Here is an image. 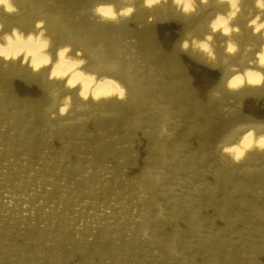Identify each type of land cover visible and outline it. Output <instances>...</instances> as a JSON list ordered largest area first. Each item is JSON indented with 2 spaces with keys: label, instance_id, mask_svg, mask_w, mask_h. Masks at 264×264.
I'll list each match as a JSON object with an SVG mask.
<instances>
[{
  "label": "rangeland",
  "instance_id": "obj_1",
  "mask_svg": "<svg viewBox=\"0 0 264 264\" xmlns=\"http://www.w3.org/2000/svg\"><path fill=\"white\" fill-rule=\"evenodd\" d=\"M14 78V77H13ZM12 78V79H13ZM11 79V80H12ZM158 79L154 76L149 77L148 81H155ZM141 87L143 89L142 97L139 98V104H131L130 108L127 109L126 112H122L121 115H117V112L113 113L111 116L109 113H104L103 115L98 116L97 110L93 111L90 115H86L87 117L80 118H68L64 119L63 125H55L48 121L46 117L42 114V112H34L28 111L27 109L19 107L17 104L10 105L6 102V97L1 96L0 90V127L4 130L1 132L0 129V264H264V159H261L257 162H251L247 167V170H243L241 168L234 169L233 166L225 160L214 159L218 157L216 154V148L212 145H206V135H203V132H207L212 127L211 124L202 125L199 120L198 110L196 108L188 107L181 99V92L179 87L177 86V82H140ZM153 87H151V86ZM174 85V86H173ZM145 86V88H143ZM149 87V88H148ZM158 88V89H157ZM1 89V88H0ZM146 89H149V93H145ZM161 89V90H160ZM168 89V90H167ZM155 90V91H154ZM4 91V90H3ZM179 91V93H178ZM158 93V94H157ZM178 93V94H177ZM153 94V95H152ZM163 94V95H162ZM168 94V95H167ZM148 95V97H147ZM159 95V96H158ZM178 95V96H177ZM152 96V97H151ZM3 97V99H2ZM179 97V98H178ZM145 100H143V99ZM147 98V99H146ZM162 98V99H161ZM176 98V99H175ZM159 99V100H158ZM178 99V100H177ZM143 100V102H142ZM151 102H150V101ZM158 100V102H157ZM172 100V101H171ZM177 100V101H176ZM146 101V102H145ZM149 101V102H148ZM169 101V102H167ZM179 101V103H178ZM166 102V103H165ZM183 102V103H182ZM8 103V104H7ZM2 104H4L2 106ZM141 104V105H140ZM155 104V105H154ZM159 104V105H158ZM165 104V105H164ZM16 105V106H15ZM164 105V106H163ZM186 105V106H185ZM5 106V107H4ZM137 106V107H135ZM144 106V107H143ZM148 106V107H147ZM158 106V108H157ZM170 106V107H169ZM17 107V108H16ZM161 107V108H160ZM7 108V110H6ZM20 108V109H19ZM169 108V109H168ZM142 109V111H140ZM153 109V110H152ZM156 109V110H155ZM165 109H168L167 111ZM5 110V111H4ZM12 110H15L12 112ZM184 110V111H183ZM4 111V112H3ZM7 111V112H6ZM10 111V112H9ZM133 111V112H132ZM149 111V112H148ZM153 111V113H152ZM158 111V112H157ZM171 111V113L169 112ZM3 112V113H2ZM12 112V113H11ZM151 112V113H150ZM155 112V113H154ZM157 112V114H156ZM160 112V113H159ZM162 112V113H161ZM165 112V113H164ZM180 112V113H179ZM2 113V114H1ZM24 113V115H23ZM30 113V114H29ZM37 113V114H35ZM95 113L96 115H92ZM127 113V114H126ZM169 113V114H167ZM32 114V115H31ZM42 115L39 117V115ZM126 114V115H125ZM131 114V115H130ZM139 114V115H138ZM146 116H145V115ZM165 116H164V115ZM188 114V115H187ZM16 115V116H15ZM37 115V116H36ZM124 115V116H123ZM148 115V116H147ZM153 115V117H152ZM179 115V116H177ZM4 116V118H2ZM8 116V117H7ZM10 116V117H9ZM18 116V117H17ZM23 118L21 119V117ZM26 116V117H25ZM104 116V117H103ZM130 116V117H129ZM136 118H135V117ZM141 116V118H140ZM160 116V117H159ZM175 116V117H173ZM12 117V118H11ZM15 117V118H14ZM37 117V118H34ZM39 117V118H38ZM46 119H43V118ZM139 117V118H137ZM151 117V118H150ZM185 117V118H184ZM192 117V118H191ZM11 118V120H10ZM18 118V119H16ZM29 118V119H28ZM34 118V119H32ZM86 118V119H85ZM92 118V119H90ZM102 118V119H100ZM123 118V119H122ZM156 118V119H155ZM159 118V119H158ZM173 118V119H172ZM182 118V119H181ZM184 118V120H183ZM188 118V119H187ZM9 119V120H8ZM25 119V120H24ZM41 119V122L40 120ZM76 119V121H74ZM97 119V120H96ZM128 119V121H127ZM166 119V120H165ZM171 119V120H170ZM7 120V121H5ZM15 120V121H14ZM33 120V121H31ZM49 122V124L46 122ZM71 120V121H70ZM89 120V121H88ZM95 122H94V121ZM145 120V121H144ZM151 120V122L149 121ZM176 120V121H175ZM199 120V121H197ZM24 121V123H23ZM27 121V122H26ZM37 121V122H35ZM38 121L40 123L37 125ZM143 121V122H142ZM154 121V123H153ZM158 121L157 123H155ZM170 121V122H169ZM180 121V122H178ZM186 121V122H185ZM195 121V122H193ZM7 122V123H6ZM25 122L28 124L25 125ZM29 122V123H28ZM72 122V123H71ZM77 122V123H76ZM107 122V123H105ZM114 122V123H113ZM127 122V123H126ZM169 122V123H168ZM178 122V123H177ZM5 126H4V124ZM9 123L13 125H9ZM17 123V125H16ZM74 123V125H73ZM116 123V124H115ZM149 123V124H148ZM156 125H153V124ZM163 125H162V124ZM171 123V124H170ZM175 123V124H174ZM33 124V127H32ZM67 124V125H66ZM70 124V125H68ZM99 124V125H98ZM105 124V125H104ZM152 124V125H151ZM158 124V125H157ZM161 124V125H160ZM201 124V125H200ZM2 125V126H1ZM7 125V126H6ZM21 125V126H20ZM23 125V126H22ZM37 125V126H36ZM110 125V126H109ZM124 125V127H122ZM126 125V126H125ZM135 125V126H134ZM140 125V126H139ZM149 125V126H148ZM160 125V126H159ZM171 125V126H170ZM181 125V126H180ZM208 125V126H207ZM17 128H16V127ZM29 128H28V127ZM31 126V127H30ZM38 128H36V127ZM42 128H41V127ZM47 126V128H45ZM81 126V127H79ZM98 126L100 129H98ZM107 126V127H106ZM154 126V128H153ZM165 126V129H164ZM167 126V127H166ZM175 126V127H174ZM183 126V127H182ZM21 127V129H20ZM28 129H27V128ZM78 127V128H77ZM87 127V128H86ZM132 127V128H131ZM156 127V128H155ZM163 127V128H162ZM181 127V130H180ZM196 127V128H194ZM201 127V128H200ZM14 128V129H13ZM25 128V129H24ZM45 128V129H43ZM76 128V129H75ZM109 128V129H107ZM112 128V129H111ZM139 128V130L137 129ZM162 128V129H161ZM208 128V129H207ZM17 129V130H15ZM19 129V130H18ZM26 131H23V130ZM29 129H34L29 130ZM36 129V132H35ZM42 130L43 136L46 137V140L42 138V134L40 130ZM48 129V130H47ZM53 129V130H50ZM65 129V130H64ZM104 129V130H103ZM111 129V130H110ZM118 129V130H116ZM137 129V130H136ZM143 129V130H142ZM154 129V130H153ZM188 129V130H187ZM192 129V130H191ZM204 129V130H202ZM207 129V130H206ZM2 130V131H3ZM7 130V131H6ZM10 130V131H9ZM22 130V132H21ZM45 130L47 132H45ZM59 130V132L57 131ZM62 130V134L60 133ZM93 130V131H92ZM124 130V131H123ZM151 130V131H150ZM156 130V131H155ZM159 132H158V131ZM169 130V131H168ZM185 130V131H184ZM194 130V131H193ZM10 133H9V132ZM13 131V132H12ZM19 131V132H18ZM28 131V133H27ZM31 131V132H30ZM38 131V132H37ZM64 131V132H63ZM81 131V133L79 132ZM92 131V133H90ZM101 131V132H100ZM105 131V132H104ZM108 131V132H107ZM114 131V132H113ZM128 131V132H127ZM167 131V132H166ZM177 131V132H176ZM8 132V133H7ZM117 132V133H116ZM146 132V133H145ZM185 132V133H183ZM191 132V133H190ZM6 133V135H5ZM12 133V134H11ZM23 135H21V134ZM30 133V134H29ZM36 133V134H35ZM49 133V134H48ZM52 133V134H51ZM61 134L60 136L58 134ZM69 133V134H68ZM73 133V134H72ZM76 133V134H75ZM85 133V134H82ZM95 135H94V134ZM120 133V134H119ZM144 133V134H143ZM173 133V134H171ZM174 133L176 135H174ZM183 133V134H182ZM198 133V134H197ZM17 134V135H16ZM29 134V135H28ZM56 134V135H55ZM81 134V135H80ZM91 134V135H90ZM127 134V135H126ZM133 134V137H132ZM137 134V135H136ZM153 134V135H151ZM169 134V135H167ZM187 134V135H186ZM4 135V136H3ZM12 135V137H11ZM20 135V136H18ZM33 135L34 138L30 137ZM37 135V137H36ZM55 135V136H54ZM73 137H72V136ZM83 135H87L83 137ZM90 135V136H89ZM94 135V136H93ZM125 135V136H124ZM164 135V136H163ZM16 136V137H15ZM24 138H23V137ZM27 136V137H25ZM54 136V138H53ZM65 136L66 139H65ZM78 138H77V137ZM82 136V137H81ZM93 136V138H91ZM98 136V138H97ZM111 136V138H110ZM115 136V137H114ZM120 136V137H119ZM123 136V137H121ZM149 136H151L149 138ZM156 136L155 138H153ZM163 136L164 138L160 139ZM171 136V138H169ZM195 136V137H194ZM205 136V137H204ZM36 137V138H35ZM49 137V138H47ZM71 137V138H70ZM76 137L75 139H73ZM89 137V138H88ZM108 137V138H107ZM130 137V138H129ZM141 137V138H140ZM159 137V138H158ZM177 137V138H176ZM181 137V139H180ZM189 137V138H188ZM11 138V139H10ZM15 138V139H14ZM23 138V140H22ZM61 138L60 140H58ZM82 138V139H80ZM85 138V140H84ZM95 138V139H94ZM103 138V139H102ZM105 138V139H104ZM110 138V139H109ZM145 138V139H144ZM148 138V139H147ZM174 138V140H173ZM5 139V140H3ZM16 139H18L16 141ZM29 139V141H28ZM34 139V141H33ZM44 139V140H42ZM55 139V141H54ZM64 139V140H62ZM69 139V140H68ZM79 139L81 141H79ZM95 141V143L92 141ZM100 139V142L98 141ZM108 139V140H107ZM113 139V141H112ZM116 139V140H115ZM120 139V140H119ZM122 139V140H121ZM128 139V140H127ZM133 139V140H132ZM171 141H168V140ZM178 139H180L178 141ZM183 139V140H182ZM188 139V140H187ZM195 139V141H194ZM25 140V141H24ZM36 140V142H35ZM43 143H41L40 141ZM49 140V141H47ZM53 140V141H52ZM124 140V141H123ZM130 140V142H128ZM206 140V141H205ZM8 141V143H7ZM14 141V142H13ZM39 143H38V142ZM44 141V142H43ZM64 141V142H62ZM68 141V142H67ZM136 141H138L136 143ZM148 141V143H146ZM182 141V142H181ZM29 142V143H28ZM47 142V143H46ZM50 142V143H49ZM60 142V143H59ZM78 142V143H76ZM91 142V143H90ZM97 142V143H96ZM100 144H99V143ZM127 142V143H126ZM135 142V143H134ZM166 142V143H165ZM176 142V143H175ZM178 142V144H177ZM11 143V144H10ZM16 143V144H14ZM22 143V145L20 144ZM28 143V144H27ZM32 143V144H31ZM37 144V147L36 144ZM68 143V144H67ZM104 143V144H102ZM108 143V144H107ZM113 145H111V144ZM116 143V144H115ZM120 146H119V144ZM123 143V145H122ZM129 143V144H128ZM146 143V144H145ZM195 143V144H194ZM9 144V145H8ZM25 146H24V145ZM43 145V146H39ZM50 144V145H49ZM56 144V145H55ZM65 147H64V145ZM75 144V145H73ZM82 144L84 146H82ZM94 144V145H92ZM98 144V145H97ZM107 144V145H106ZM125 144V145H124ZM162 144V145H160ZM200 144V145H199ZM12 145V146H11ZM31 145V146H30ZM33 145V146H32ZM35 145V146H34ZM63 145V146H60ZM79 145V146H78ZM97 145V146H96ZM108 148H104V146ZM116 147H115V146ZM128 145V146H127ZM132 145V146H131ZM147 145V146H146ZM149 145V146H148ZM165 147H164V146ZM174 145V146H173ZM181 145V146H179ZM188 145V146H187ZM202 145V146H201ZM4 146V147H3ZM7 149H5L6 147ZM16 146V147H15ZM23 146V147H22ZM29 146V148H28ZM54 146V147H51ZM58 146V148H56ZM68 148L66 149V147ZM77 146V147H76ZM87 146V147H86ZM91 146V147H90ZM94 146V147H92ZM110 146V147H109ZM119 146V147H118ZM136 146V147H134ZM151 146V147H150ZM159 146H162V150H157ZM190 146V147H189ZM197 146V147H196ZM14 147V148H13ZM27 147V148H26ZM39 147L41 149H39ZM74 152H72L73 148ZM114 147V148H113ZM128 147V148H127ZM171 147V148H170ZM3 148V150H2ZM12 148V149H11ZM25 148V149H24ZM47 148V151L46 149ZM50 148V149H49ZM60 148V150H59ZM71 148V151H70ZM80 148V149H79ZM85 148V150L83 149ZM90 149V151L88 150ZM104 148V149H103ZM125 148V149H124ZM132 148V149H131ZM167 148V149H166ZM178 148V149H177ZM181 148V149H180ZM202 148V149H201ZM16 149V150H15ZM20 152H18L19 150ZM31 149V150H30ZM34 149V151H33ZM39 149V150H38ZM44 149V150H43ZM58 149V150H57ZM114 150L115 152L111 151ZM143 149V151L141 150ZM149 149V150H148ZM170 149V151H169ZM195 151H194V150ZM17 152H12V151ZM38 150V151H37ZM57 150V151H56ZM62 150V151H61ZM64 150V151H63ZM88 150V151H87ZM97 150V151H96ZM102 150V151H101ZM120 150V151H119ZM137 150V151H136ZM176 150V151H175ZM206 150V151H205ZM6 153H10L9 157ZM22 151V152H21ZM37 151V152H35ZM61 151V152H60ZM67 151V152H65ZM70 151V152H69ZM76 151V152H75ZM86 151V152H85ZM106 153H105V152ZM118 151V152H117ZM148 151V152H147ZM163 151V152H162ZM167 151V152H166ZM186 151V152H184ZM191 151V153H190ZM200 151V152H199ZM2 152V153H1ZM41 152V153H40ZM49 152V154H48ZM57 152V153H56ZM69 152V154H68ZM79 152V153H78ZM100 152V153H99ZM104 152V153H103ZM109 152V153H108ZM112 152V154H111ZM126 152V154H125ZM193 152V153H192ZM195 152V153H194ZM14 153V154H13ZM31 153V154H30ZM55 153V154H54ZM89 153V155H88ZM99 153V154H97ZM123 153V154H121ZM137 153V154H136ZM143 153V154H142ZM164 153V154H163ZM172 153V154H171ZM189 153V154H187ZM197 153V154H196ZM21 158H19V155ZM22 154L24 156H22ZM33 154V155H32ZM42 156H41V155ZM57 154V155H56ZM75 154V155H74ZM80 155V157H78ZM87 154V157H86ZM115 154V155H114ZM185 154V155H184ZM192 154V155H191ZM202 154V155H201ZM213 154V155H212ZM3 155V157H2ZM18 157H16V156ZM27 155V156H26ZM32 155V156H31ZM45 155V157H44ZM48 155V156H47ZM62 155V156H60ZM65 157L63 158V156ZM67 155V156H66ZM95 155V156H93ZM119 155V156H118ZM130 155V158H129ZM145 155V156H144ZM200 155V156H199ZM47 156V157H46ZM51 156V157H50ZM69 156V157H68ZM76 156V157H74ZM100 156V157H99ZM109 156V157H108ZM132 156V157H131ZM136 156V157H135ZM140 156V157H139ZM159 156V157H157ZM164 156V157H163ZM176 156V157H175ZM188 156V157H187ZM190 156V158H189ZM12 157V158H11ZM40 157V160H39ZM49 157V158H48ZM57 159H56V158ZM60 157V158H58ZM62 157V158H61ZM72 157V158H71ZM91 157V158H90ZM105 157V158H103ZM108 157V158H107ZM115 159H114V158ZM120 157V158H118ZM189 160H186L185 158ZM5 158V159H4ZM8 158V159H7ZM10 158V159H9ZM23 158V160H22ZM25 158V159H24ZM52 161L50 163V161ZM52 158V159H51ZM70 158V159H69ZM122 158V159H121ZM134 158V159H133ZM157 158V159H155ZM193 158V159H192ZM203 158V159H201ZM261 158H264L261 157ZM3 159V160H2ZM13 159V162H12ZM15 159L17 162H15ZM21 160V164L18 162ZM37 159V160H36ZM45 159V161H44ZM56 163H55V160ZM79 161H78V160ZM83 159V160H80ZM85 159V161H84ZM88 159V160H87ZM101 159V160H100ZM108 159V160H107ZM117 159V160H116ZM133 159V160H132ZM155 159V160H154ZM175 159V160H174ZM184 159V160H183ZM205 159V160H204ZM213 159V160H212ZM2 160V161H1ZM42 161L39 162V161ZM64 160V161H63ZM67 160V162H65ZM99 162H98V161ZM120 160V161H119ZM123 160V161H121ZM137 160V161H136ZM146 160V161H145ZM178 160V161H177ZM193 160V161H192ZM202 164L200 163V161ZM30 161V162H26ZM48 161V162H47ZM54 161V162H53ZM60 161V162H58ZM90 162V164L88 163ZM96 161V162H95ZM115 161V162H112ZM117 161V162H116ZM144 161V162H143ZM166 161V162H165ZM174 161V162H172ZM196 161H198L196 164ZM213 161V162H212ZM47 162V163H46ZM75 162V163H74ZM79 162V163H78ZM87 164L85 165L84 164ZM94 162V163H93ZM104 162V163H103ZM106 162V163H105ZM129 162V163H128ZM151 162V163H150ZM188 162V164L186 163ZM191 162V163H190ZM222 162V163H221ZM13 163V164H12ZM25 163V164H24ZM35 163V165H34ZM58 163V164H57ZM68 163V164H67ZM115 163V164H113ZM128 163V165H127ZM132 163V165H131ZM134 163V164H133ZM164 163V164H163ZM176 163V164H175ZM184 163V164H183ZM193 163V164H192ZM211 163V165H210ZM31 164V165H29ZM44 164V166H43ZM65 164V165H64ZM74 167H73V165ZM82 164V165H81ZM84 164V165H83ZM100 164V165H99ZM105 164V165H104ZM112 164V165H111ZM130 164V165H129ZM137 164V165H136ZM140 164V165H139ZM163 164V165H162ZM175 164V165H174ZM179 164V166H178ZM192 166H190V165ZM229 164V165H227ZM6 165V166H5ZM7 165L10 167L7 168ZM14 165V166H13ZM27 165V166H26ZM37 165V166H36ZM42 165V166H41ZM70 165V167H69ZM79 165V166H78ZM118 168H117V166ZM125 167H124V166ZM134 165V166H133ZM145 165V166H144ZM150 167H148V166ZM167 165V166H166ZM182 165V166H181ZM187 165V166H186ZM196 165V166H195ZM256 165V166H255ZM23 166V167H22ZM36 166V167H34ZM40 168H39V167ZM57 166V167H56ZM59 166V167H58ZM63 166V167H61ZM86 166V168L84 167ZM99 166V167H98ZM109 166V167H108ZM112 171H108L107 169ZM127 166V168H126ZM133 166V167H132ZM147 166V167H146ZM155 166V167H154ZM175 166V169H174ZM216 166V167H214ZM222 166H224L222 168ZM5 167V168H4ZM18 167L20 169H18ZM28 167V168H27ZM38 167V169H37ZM43 167V168H42ZM97 167V168H96ZM104 167V169H102ZM116 169H115V168ZM122 167V169H121ZM130 167V168H129ZM140 167V168H139ZM152 167V168H151ZM190 167V168H189ZM192 167V168H191ZM254 167V168H253ZM4 168V169H3ZM14 170H13V169ZM24 168V169H23ZM32 168V169H31ZM35 168L37 171H34ZM55 168V169H54ZM60 168V169H59ZM65 168V169H64ZM67 168V169H66ZM77 168V169H76ZM99 168V169H98ZM106 168V169H105ZM120 168V169H119ZM143 168V169H142ZM148 168V169H147ZM161 168V169H160ZM189 168V170H188ZM12 169V171H11ZM26 169V170H25ZM44 169V170H41ZM54 169V170H53ZM58 169V172L57 170ZM64 169V170H63ZM81 169V170H80ZM90 169V171H89ZM114 169V170H113ZM132 169V170H131ZM145 169V171H143ZM164 169V170H163ZM190 169L192 171H190ZM215 169V170H214ZM217 169V170H216ZM254 169V170H253ZM4 170H7L6 172ZM10 170V171H9ZM33 170V171H32ZM41 170V171H39ZM92 170V171H91ZM100 170V172H99ZM127 170V171H126ZM150 170V171H149ZM159 170V171H158ZM163 170V171H161ZM175 170V171H174ZM195 170V171H194ZM206 170V171H205ZM228 170V171H227ZM243 170V171H242ZM15 171V172H14ZM19 171V172H18ZM24 171V172H23ZM29 171L31 173H29ZM43 171V174H42ZM56 171V172H55ZM62 171V172H61ZM71 171V173H70ZM97 171V172H96ZM116 171V173L114 172ZM125 171V172H124ZM129 171V172H128ZM140 173H139V172ZM143 171V172H142ZM175 172L173 174V172ZM181 171V172H180ZM185 171V172H184ZM208 171V173H207ZM238 171V172H237ZM263 171V172H262ZM34 172V173H33ZM54 172V173H53ZM65 172V173H64ZM76 172V173H75ZM81 172V173H80ZM84 172V174H83ZM87 172V174H86ZM96 172V174H95ZM104 172V173H102ZM138 174H137V173ZM205 172V173H203ZM217 172V173H216ZM220 172V173H219ZM247 172V173H246ZM29 173V174H28ZM33 173V175H32ZM59 175H58V174ZM70 173V174H69ZM92 173V174H91ZM101 173V174H100ZM111 173V175L109 174ZM179 173V174H178ZM196 173V174H195ZM215 173V174H214ZM225 173V175H224ZM231 173V174H230ZM239 173V174H238ZM246 173V174H245ZM12 174V175H11ZM22 174V176H21ZM35 174V177H34ZM40 174V176H38ZM45 174V175H44ZM61 174V175H60ZM65 174V175H64ZM69 174V175H68ZM73 174V175H72ZM75 174V175H74ZM100 174V175H99ZM108 174V175H107ZM118 174V175H116ZM122 174V175H121ZM125 176H124V175ZM143 176H146L143 178ZM151 174V175H150ZM162 177H161V175ZM186 174V175H185ZM191 174V175H190ZM250 174V175H249ZM260 174V175H259ZM10 175V176H9ZM14 175V177H12ZM18 175V176H17ZM24 175V176H23ZM28 175V176H27ZM43 175V176H42ZM72 175V176H71ZM83 175V176H82ZM85 175V176H84ZM126 175H128L126 177ZM141 175V176H140ZM155 175L156 179H155ZM159 175V176H158ZM167 175V176H166ZM210 175V176H209ZM213 175V176H211ZM218 175V176H217ZM222 177H221V176ZM234 175V176H233ZM246 175V176H244ZM9 176V177H7ZM48 178H45V177ZM63 176V177H62ZM68 176V177H67ZM75 176H79L78 178ZM91 176L92 178H90ZM105 176V177H104ZM115 176V177H114ZM140 176V177H135ZM153 176V177H152ZM182 176V177H181ZM202 178H201V177ZM252 176V177H251ZM256 176V177H255ZM17 177V178H16ZM21 179H20V178ZM27 177V179H26ZM31 179H30V178ZM33 177V180H32ZM70 177V178H69ZM98 177V178H97ZM120 177V178H118ZM129 177V178H128ZM151 177V178H150ZM174 177V178H173ZM209 177V178H208ZM236 177V178H235ZM7 178V180H5ZM42 178V179H41ZM74 178V179H72ZM77 178V179H76ZM83 178V180H81ZM101 178V179H100ZM114 178V179H113ZM128 178V179H126ZM150 178V179H149ZM162 178V179H161ZM166 178V179H165ZM205 178V179H204ZM234 178V179H232ZM243 178V179H242ZM11 179V180H9ZM19 179V180H18ZM24 179V180H23ZM30 179V180H28ZM35 179V180H34ZM47 179V180H46ZM54 179V180H53ZM57 179V180H56ZM65 179V180H64ZM76 179V180H75ZM79 179V180H78ZM89 179V180H88ZM100 179V180H99ZM112 179V180H110ZM116 179V180H115ZM136 179V180H135ZM146 183H142L141 181ZM181 179V180H180ZM190 179V181H189ZM202 179V180H200ZM212 179V180H211ZM226 179V180H225ZM9 180V182H7ZM27 180V182H26ZM43 180V181H42ZM61 183H60V181ZM88 180V181H87ZM104 180V181H103ZM123 180V181H122ZM126 180V181H124ZM160 180L162 182H160ZM171 180V181H170ZM185 180V181H184ZM222 180V181H221ZM235 180V181H234ZM237 180V182H236ZM256 180V181H255ZM4 181V182H3ZM33 181V182H32ZM40 183H38V182ZM59 181V182H58ZM64 183H63V182ZM71 181V182H70ZM87 181V182H86ZM91 181V182H90ZM97 181V182H96ZM106 181V182H105ZM114 181V182H113ZM131 181V183H129ZM152 181V182H151ZM160 183H159V182ZM210 181L212 183H210ZM232 181V182H231ZM250 181V182H249ZM259 181V182H258ZM18 182V183H17ZM45 182V183H44ZM50 182V183H49ZM69 182V183H68ZM83 182V183H82ZM85 182V183H84ZM90 184H86V183ZM105 182V183H104ZM156 182V183H155ZM169 182V183H166ZM171 182V183H170ZM204 182V183H202ZM217 182V183H216ZM223 182V183H222ZM235 182V183H234ZM256 182V183H255ZM7 183V184H6ZM22 183V184H21ZM27 183V184H26ZM32 183V184H31ZM36 186H35V184ZM57 183L56 185H53ZM63 183V185H62ZM68 183V184H67ZM76 183V184H75ZM92 183V184H91ZM95 183V184H93ZM98 183V184H97ZM116 183V184H115ZM133 183V184H132ZM216 183V184H215ZM219 183V184H218ZM6 184V185H5ZM9 184V185H8ZM15 184V185H14ZM40 186H39V185ZM47 184L46 186H44ZM59 184H61L59 186ZM75 184V185H74ZM101 184V185H100ZM108 184V185H106ZM112 184V187H111ZM140 184H143L140 185ZM146 184V185H145ZM153 184V185H151ZM161 184V186H160ZM163 184V185H162ZM186 184V185H185ZM201 184V185H200ZM210 184V185H209ZM231 186H230V185ZM236 184V185H235ZM257 184V185H256ZM24 185V186H22ZM34 185V186H33ZM52 185V186H51ZM58 185V186H57ZM66 185V186H65ZM69 185V187H68ZM72 185V186H71ZM77 185V186H76ZM82 185V188L80 187ZM87 187H85V186ZM101 188L98 189L100 186ZM106 185V186H105ZM115 187H114V186ZM133 185V186H132ZM138 185V186H137ZM151 185V186H150ZM155 185V186H154ZM170 187H167V186ZM200 185V186H199ZM235 185V186H234ZM239 185V186H237ZM253 185V187H252ZM21 188H20V187ZM25 186H27L25 188ZM30 186V188H29ZM49 186V187H48ZM58 188H57V187ZM84 186V187H83ZM92 186V187H91ZM110 186V187H109ZM132 186V187H131ZM146 186V187H145ZM234 186V187H233ZM241 186V187H240ZM249 186V187H248ZM5 187V188H4ZM7 187V188H6ZM9 187V188H8ZM35 187V188H34ZM42 187V188H41ZM55 187V188H54ZM63 187V189H62ZM67 189H66V188ZM94 187V188H93ZM109 187V189H108ZM122 187V188H121ZM124 187V190H123ZM144 187V189H142ZM150 187V188H149ZM154 187V188H153ZM159 187V188H158ZM187 187V188H186ZM213 187V190H212ZM227 189H226V188ZM237 187V188H236ZM20 188V189H19ZM33 188V189H32ZM37 188V189H36ZM71 188V189H70ZM85 188V189H84ZM88 188V189H87ZM112 188V189H110ZM114 188V189H113ZM132 188V190H131ZM137 190H136V189ZM140 188V190H139ZM162 188V189H161ZM165 188V189H163ZM167 188V189H166ZM190 188V189H189ZM201 188V189H200ZM207 188V189H206ZM220 188V189H219ZM14 189V190H13ZM25 189V191H24ZM28 189V190H27ZM42 189V190H41ZM56 189V190H55ZM75 189V190H74ZM83 189V190H82ZM92 189V190H91ZM120 189V191L117 190ZM135 189V190H134ZM148 189V190H147ZM154 189V190H153ZM157 189V190H156ZM187 189V190H186ZM205 189L207 191H205ZM209 189V190H208ZM230 189V190H229ZM8 190V191H7ZM26 193H24L23 191ZM31 190L30 194L28 193ZM32 190L33 195H32ZM35 190L37 192H35ZM41 190V191H40ZM53 192H51V191ZM55 190V191H54ZM61 190V191H60ZM63 190V192H62ZM81 190V191H80ZM99 190V191H98ZM101 190V191H100ZM116 190V191H115ZM126 190V191H125ZM144 190V191H143ZM156 190V191H155ZM162 190V191H161ZM166 190V191H165ZM174 190V191H173ZM196 190V191H195ZM198 190V191H197ZM216 190V191H215ZM229 190V191H227ZM233 190V191H232ZM235 190V191H234ZM13 191V193H12ZM20 191V192H19ZM27 191V192H26ZM73 193H72V192ZM94 191V192H92ZM130 191V192H129ZM133 191V192H132ZM140 193H137V192ZM182 191V192H181ZM185 191V192H184ZM202 191V192H201ZM10 192V193H9ZM41 192V193H40ZM45 194H43V193ZM48 194H47V193ZM51 194H50V193ZM65 192V193H64ZM70 192L72 194H70ZM75 192V193H74ZM80 192V193H79ZM85 192V193H84ZM89 194H87V193ZM98 192V193H97ZM111 192V194H110ZM118 192V193H117ZM121 192V193H119ZM137 194H134V193ZM149 192V193H148ZM159 192V193H158ZM168 192V193H167ZM172 192V193H171ZM197 192V193H196ZM233 192V193H232ZM9 195H8V194ZM18 197H17V194ZM24 193V194H23ZM61 193V194H60ZM77 193V194H76ZM92 195H91V194ZM96 193V194H95ZM115 193V194H114ZM123 193V194H122ZM130 193V194H129ZM133 196H132V194ZM145 195L143 196L142 195ZM145 193V194H144ZM153 193V196H151ZM185 193V194H183ZM224 193V195H223ZM239 193V194H238ZM260 193V194H259ZM7 194V195H6ZM21 194V195H20ZM43 194V195H42ZM67 194V195H65ZM76 194V195H75ZM150 194V195H148ZM217 194V195H216ZM251 194V195H250ZM255 194V195H254ZM20 195V196H19ZM29 195V196H28ZM31 195V197H30ZM78 195V196H77ZM86 197H85V196ZM97 195V196H96ZM112 195V196H111ZM126 197H125V196ZM128 195V197H127ZM155 195V196H154ZM164 195V196H163ZM172 195V196H171ZM175 195V196H174ZM182 195V197H181ZM215 195V196H214ZM230 195L232 197H230ZM262 195V196H261ZM13 196V198L11 197ZM27 196V197H26ZM42 196V197H41ZM51 196V197H50ZM98 196H100L98 198ZM104 196V197H103ZM111 199H110V197ZM115 196V197H114ZM132 196V198H130ZM138 196V197H137ZM203 196V197H201ZM217 196V197H216ZM254 196V197H253ZM30 197V198H29ZM33 197V199H32ZM46 197V198H45ZM59 197V198H58ZM72 197V198H71ZM76 197H78L76 199ZM83 198V200H81ZM102 197V199H101ZM109 199H108V198ZM145 197V198H142ZM155 199H154V198ZM161 199H160V198ZM166 197V198H164ZM169 197V198H168ZM174 197V198H173ZM181 197V198H180ZM196 199H195V198ZM214 197V198H213ZM219 197V198H218ZM242 197V198H241ZM253 197V198H252ZM259 197V198H258ZM25 198V200H24ZM27 198V199H26ZM37 198V200H36ZM66 198V199H65ZM93 198V199H92ZM98 198V199H97ZM122 198V199H121ZM125 198V201L124 199ZM129 198V200L127 199ZM138 198V199H137ZM168 198V199H167ZM180 198V201H179ZM190 198V199H189ZM229 198V199H228ZM245 198V199H244ZM248 198V199H247ZM15 199V200H13ZM17 199V201H16ZM32 199V200H31ZM44 199V200H43ZM47 199V200H46ZM51 199H54L51 200ZM63 199V200H60ZM70 199V200H69ZM90 201H89V200ZM92 199V200H91ZM105 199V200H104ZM153 199V200H152ZM183 199V200H182ZM214 199V200H213ZM216 199V200H215ZM3 200V201H2ZM7 200V201H6ZM24 200V201H21ZM28 200V203H27ZM36 200V201H35ZM58 200V202H57ZM77 200V201H76ZM97 200V201H96ZM104 200V201H103ZM130 202H127V201ZM138 200V201H137ZM155 201L154 204L151 201ZM165 200V201H162ZM199 200V201H198ZM211 200V201H210ZM219 200V202H218ZM228 200V201H227ZM235 200V201H234ZM14 201V203H13ZM19 201H21L19 204ZM41 201L39 204L37 202ZM71 201V202H70ZM82 201V202H81ZM94 203H92V202ZM101 201V202H100ZM112 201V202H111ZM121 203H120V202ZM135 203V205L133 203ZM141 201V202H140ZM152 205L150 204V202ZM162 201V202H161ZM172 201V202H170ZM195 201V202H194ZM215 201V202H214ZM18 202V203H17ZM24 202V203H23ZM26 202V203H25ZM31 202V203H30ZM45 202L48 206H46ZM50 202V203H49ZM53 202V204H52ZM60 202V203H59ZM108 205H107V203ZM115 202V203H114ZM123 202V203H122ZM126 202V203H125ZM146 202V203H145ZM170 202V203H169ZM181 202V203H180ZM202 204H199V203ZM207 202V203H206ZM224 202V203H223ZM233 202V203H232ZM242 202V203H241ZM259 202V203H258ZM262 202V203H261ZM5 203V204H4ZM33 203V204H32ZM37 203V204H36ZM43 203V204H42ZM65 206H64V204ZM79 203V204H78ZM82 205H81V204ZM92 203V204H91ZM112 203V204H111ZM118 203V205H117ZM132 205H131V204ZM138 205H137V204ZM142 203V204H141ZM145 203V204H144ZM156 203V204H155ZM159 203V204H158ZM165 203V204H164ZM174 203V204H173ZM177 203V205H176ZM188 203V204H187ZM195 203V204H194ZM235 203V204H234ZM249 203V204H248ZM7 204H14L12 207H6ZM24 204V205H23ZM26 204H29L26 205ZM70 204V206H69ZM114 204V205H113ZM121 204V205H119ZM144 204V205H143ZM163 204V205H162ZM168 204V205H167ZM184 204V205H183ZM216 204V205H215ZM251 204V205H250ZM15 205L16 208H15ZM21 208H18L20 207ZM35 207H34V206ZM38 205V206H37ZM51 207L49 208V206ZM59 205V206H58ZM62 205V206H60ZM94 205V206H93ZM113 205V207H112ZM116 205V206H115ZM122 205H127L125 206ZM159 205V206H158ZM167 205V206H166ZM176 205V206H175ZM179 205V206H178ZM211 205V206H210ZM214 205V206H213ZM230 205V206H229ZM248 205V207H247ZM40 206H43L42 208ZM58 206V207H56ZM78 206V208H77ZM104 206V207H103ZM109 206V207H108ZM121 206V207H120ZM132 206V207H131ZM144 206V207H143ZM151 206V207H150ZM162 206V207H160ZM182 206V207H181ZM217 206V207H216ZM237 206V207H236ZM250 206V207H249ZM28 207V208H26ZM35 210H33L32 208ZM38 207V208H37ZM82 207V208H81ZM84 207V208H83ZM86 207V208H85ZM97 210H96V208ZM103 207V208H101ZM117 209H116V208ZM123 207V208H122ZM137 207V210H136ZM139 207V208H138ZM147 207V210H146ZM187 207V208H186ZM200 207V208H199ZM206 207V208H205ZM221 207V208H220ZM246 207V208H245ZM48 208V209H47ZM55 208V209H54ZM58 210H57V209ZM59 208L61 210H59ZM77 208V210H76ZM106 208H108L106 210ZM128 208V209H127ZM149 208V209H148ZM152 208V209H150ZM175 208V209H173ZM230 208V209H228ZM252 208V209H250ZM256 208V209H255ZM260 208V209H259ZM6 209V210H5ZM10 209V210H9ZM14 209V210H13ZM21 209V211H20ZM28 209V210H27ZM45 209V210H44ZM69 209V210H68ZM75 209V211H74ZM86 209V210H85ZM116 209L118 214H115L113 210ZM125 209V210H124ZM130 209V210H129ZM134 211L132 212L131 211ZM141 209V210H140ZM143 209V210H142ZM154 209V210H153ZM198 209V210H197ZM200 209V211H199ZM205 209V210H204ZM223 209V210H222ZM232 209V211H231ZM247 209V210H246ZM4 210V211H3ZM12 210V211H11ZM30 210V211H29ZM32 210V211H31ZM42 210V211H41ZM57 210V211H56ZM64 210V211H62ZM68 210V211H67ZM80 210V211H78ZM85 210V211H83ZM91 210V211H90ZM99 210V211H98ZM103 210V211H102ZM122 210V211H121ZM124 210V211H123ZM127 210V212H126ZM136 210V211H135ZM162 210V211H161ZM166 210V211H164ZM169 210V211H168ZM171 210V211H170ZM211 210V212H210ZM246 210V212H245ZM254 210V211H252ZM263 210V211H262ZM8 211V212H7ZM15 211V212H13ZM18 213V218L17 213ZM20 211V213H19ZM28 211V212H27ZM54 211V214H53ZM90 211V213H89ZM107 211V212H106ZM119 211L122 213L120 214ZM139 211V212H138ZM147 213L145 214L144 213ZM158 211V212H157ZM178 211V212H176ZM203 211V213H202ZM228 211V212H227ZM234 211V212H233ZM242 213H241V212ZM24 212V213H23ZM26 212L28 214H26ZM31 212V213H30ZM36 215H32L33 213ZM45 212V214H44ZM47 212V213H46ZM56 212V214H55ZM60 212V213H59ZM63 212V213H62ZM69 212V213H68ZM94 212V214H93ZM98 212V214H97ZM131 212V213H130ZM138 212V214H137ZM161 212V213H160ZM184 212V213H183ZM213 212V214H212ZM236 212V213H235ZM262 212V213H261ZM10 215H7V214ZM14 213V214H13ZM30 213V214H29ZM50 213V214H48ZM62 213V214H61ZM65 213V214H64ZM72 215H71V214ZM105 213V214H104ZM126 213L128 215H126ZM133 213V215H132ZM178 213V214H177ZM183 213V214H182ZM5 214V216H3ZM12 214V215H11ZM22 214V215H21ZM26 214V215H24ZM42 214V217H41ZM64 214V215H63ZM70 214V215H68ZM92 214V215H91ZM115 216L113 217L112 216ZM115 214V215H114ZM140 214V215H139ZM151 214V215H150ZM162 214V215H161ZM173 214V215H172ZM187 214V215H186ZM197 214V215H196ZM216 214V215H215ZM254 214H256L254 216ZM24 215V216H23ZM29 215V216H28ZM40 215V216H39ZM78 215V216H77ZM85 215V216H84ZM104 215V217H102ZM109 215V216H108ZM135 215V216H134ZM138 215V216H137ZM143 215V216H142ZM144 215L145 218H144ZM153 215V217H152ZM158 215V216H157ZM161 217H160V216ZM167 215V217H166ZM170 215V216H169ZM179 215V216H178ZM186 215V216H185ZM190 215V216H189ZM206 215V216H203ZM223 215V216H222ZM231 215V217H230ZM233 215V216H232ZM243 215V216H242ZM263 215V216H262ZM39 216V218H38ZM44 216V218H43ZM48 216V217H47ZM49 216L51 218H49ZM65 216L66 222L63 223V217ZM71 216V217H70ZM95 216V218H94ZM100 216V217H99ZM128 216V217H127ZM151 216V217H150ZM172 216V218H171ZM195 216V217H194ZM214 216V217H213ZM246 216V217H245ZM251 216V217H250ZM6 217V220H5ZM9 217V218H7ZM15 217V218H13ZM46 217V218H45ZM99 217V218H97ZM113 217V218H112ZM123 217V224L122 219ZM159 217V218H157ZM164 217V218H162ZM179 217V218H178ZM185 217V218H183ZM222 217V218H221ZM237 217V218H236ZM243 219H242V218ZM258 217V219H257ZM23 218V219H22ZM70 218V219H69ZM103 220H102V219ZM107 219L109 222H107ZM118 222H116L117 220ZM134 218V219H133ZM135 218H138L135 220ZM141 218V219H140ZM143 218V219H142ZM157 218V219H156ZM167 218V219H166ZM181 218V219H180ZM187 218V219H186ZM212 218V219H211ZM218 218V219H215ZM236 218V220H235ZM11 219V221H9ZM13 219L15 222H13ZM26 219V220H24ZM38 219V220H37ZM45 219V220H44ZM61 219V220H59ZM73 219V220H71ZM83 219V220H82ZM86 219V220H85ZM92 219V220H90ZM98 219V220H97ZM110 219V220H109ZM129 219V221H128ZM145 219V220H144ZM148 219V220H147ZM163 219H166L165 221ZM183 219V220H182ZM199 219V220H198ZM229 219H231L229 221ZM17 220V221H16ZM23 222H22V221ZM30 220V221H29ZM43 220V221H41ZM48 220L46 223L45 221ZM50 220V221H49ZM68 220V221H67ZM94 220V221H93ZM112 220V221H111ZM120 220V221H119ZM142 220V221H141ZM152 220V221H151ZM160 222H159V221ZM174 220V222L172 221ZM186 220V221H185ZM196 220V221H195ZM207 220V221H205ZM213 220V221H211ZM216 220V221H215ZM241 220V221H240ZM258 220V221H257ZM3 221V222H2ZM26 221V222H25ZM53 221V222H51ZM61 221L63 225L59 222ZM72 221V222H71ZM99 221V222H98ZM111 221V222H110ZM145 221H148L145 222ZM156 221V222H155ZM178 221V222H176ZM181 221V222H179ZM220 221V222H219ZM222 221V222H221ZM234 221V222H233ZM244 221V222H243ZM260 221V222H259ZM5 222V223H4ZM31 222V223H30ZM42 222V223H39ZM50 222V223H49ZM60 224H58V223ZM88 222V223H86ZM118 224H116V223ZM121 225H120V223ZM129 222V223H128ZM138 222V223H137ZM153 222V223H152ZM172 222V223H171ZM187 222L188 227L184 224ZM192 222V223H191ZM205 222V224H204ZM214 222V223H213ZM26 223V225H25ZM36 223V225H35ZM50 228L47 229L49 226ZM53 225H50V224ZM55 223V224H54ZM57 223V224H56ZM91 223V224H89ZM102 225H100V224ZM109 223V224H108ZM113 223V225H111ZM132 223V224H131ZM142 226H141V224ZM147 223V225H145ZM150 223V224H149ZM174 223V225H173ZM181 223V224H180ZM184 223V224H183ZM189 223V224H188ZM208 223V224H207ZM211 223V224H210ZM221 223V224H220ZM227 223V224H226ZM28 224V225H27ZM99 224V226H98ZM108 224V226L106 225ZM116 224V225H114ZM135 226H134V225ZM140 226H138V225ZM144 224V227H143ZM166 224V225H165ZM179 224V225H178ZM198 224V225H196ZM238 224V225H236ZM253 224V225H252ZM2 225V226H1ZM7 225V226H6ZM9 225V226H8ZM12 225V226H11ZM20 225V226H19ZM34 225V226H33ZM47 225V226H46ZM54 225H56L54 229ZM61 225V226H59ZM68 225H71L68 227ZM86 225V226H84ZM92 225V226H91ZM97 225V226H96ZM127 225V226H126ZM153 225V226H152ZM160 225V226H159ZM164 225V226H163ZM169 227H168V226ZM177 228L174 229L173 227ZM215 225V226H214ZM218 225V227L216 226ZM232 225V226H231ZM249 225V226H248ZM22 226V228H21ZM31 226V227H30ZM53 226V228H52ZM65 226V227H64ZM67 226V227H66ZM75 226V227H74ZM81 226V227H80ZM94 226V227H93ZM103 226V227H102ZM107 226V227H106ZM119 226V227H117ZM123 226V227H122ZM134 226V227H133ZM155 226V227H154ZM172 226V228H170ZM180 226V227H179ZM182 226V227H181ZM210 226V227H209ZM253 226V227H252ZM6 227V230H5ZM35 227V228H34ZM59 227L61 228L59 230ZM83 227V228H82ZM96 227V228H95ZM139 227V228H138ZM147 229H146V228ZM160 227V228H159ZM162 227V228H161ZM164 227V228H163ZM168 227V228H167ZM186 227V228H185ZM205 227V228H204ZM226 227V228H225ZM236 227V228H235ZM243 227V228H240ZM28 228V229H27ZM31 228V229H30ZM34 228V229H33ZM58 228V229H57ZM68 228H70L68 230ZM86 228V230H85ZM110 228V229H109ZM115 228V229H113ZM119 228V229H118ZM128 228V229H127ZM134 228V229H133ZM142 228V229H141ZM153 228V229H152ZM157 228L159 230H157ZM182 228V229H179ZM184 228V229H183ZM188 228V229H187ZM193 228V229H192ZM199 228V229H198ZM202 228V230H201ZM209 228V229H207ZM216 228V230H215ZM254 228V230H253ZM263 230H262V229ZM15 229V230H14ZM25 229V230H24ZM36 229V231H35ZM47 229V230H46ZM53 229V231H52ZM75 229V230H74ZM83 229V230H81ZM89 229V230H88ZM123 229V230H121ZM130 229V231H129ZM139 229V230H138ZM173 229V231H172ZM197 231H196V230ZM204 229V231H203ZM242 229V230H241ZM244 229V230H243ZM3 230V231H2ZM8 230V231H7ZM38 230V231H37ZM44 230V231H42ZM55 230V231H54ZM94 230V231H93ZM109 232H108V231ZM117 230V231H116ZM121 230V231H120ZM134 230V231H133ZM162 230V231H161ZM169 230V231H167ZM180 230V231H178ZM182 230V232H181ZM187 230V232H185ZM188 230L191 233H188ZM223 230V231H222ZM227 232H226V231ZM240 230V231H239ZM11 233H10V232ZM26 233H25V232ZM42 231V232H41ZM51 231V232H50ZM61 231V232H60ZM67 231L70 234H67ZM73 231V232H72ZM81 231V232H79ZM98 231L99 233H97ZM103 231V232H102ZM115 231V233H114ZM126 231V232H125ZM131 234H128V232ZM142 231V233H141ZM149 231V233H148ZM153 231V232H152ZM161 231V232H160ZM175 233V235H173ZM202 231V232H201ZM207 231V232H206ZM215 231V232H214ZM244 231V232H243ZM8 232V234H7ZM32 232V233H31ZM53 232V234H52ZM59 235H56V233ZM77 233H81L76 234ZM86 232V233H85ZM91 232V233H90ZM125 232V234H124ZM135 232V233H133ZM145 232V233H144ZM152 234H151V233ZM163 232V233H162ZM183 233V235L181 233ZM219 232V233H218ZM237 232H240L237 234ZM243 232V233H242ZM28 233V234H27ZM47 233V235H46ZM51 233V234H49ZM109 233V234H108ZM114 233V234H113ZM122 233V234H121ZM155 233V234H154ZM169 233V234H167ZM177 233V234H176ZM180 233V234H179ZM205 233V234H204ZM210 236H208L209 234ZM214 233V234H213ZM217 233V234H216ZM228 233V234H227ZM262 233V234H261ZM2 234V235H1ZM6 234V235H5ZM10 234V235H9ZM17 234V235H16ZM25 234V235H23ZM43 234V235H42ZM66 234V235H64ZM99 234V235H98ZM112 234V235H111ZM117 234V236H115ZM138 234V235H137ZM157 234V235H156ZM225 234V235H223ZM227 234V235H226ZM230 234V235H229ZM19 235V236H18ZM21 235V236H20ZM29 235V236H28ZM33 235V236H32ZM51 235V236H50ZM54 235V236H53ZM78 235V236H77ZM84 235V236H83ZM89 235V236H88ZM123 235L122 237L119 236ZM133 235V236H132ZM153 235V236H152ZM161 235V236H160ZM164 235V236H163ZM173 235V236H172ZM178 235V237H177ZM191 235V236H189ZM193 235V236H192ZM198 235L200 236L198 238ZM204 235V237H203ZM214 235V236H213ZM221 235V236H220ZM225 237H223V236ZM231 236V238L226 237ZM254 235V236H253ZM2 236V238H1ZM13 236V237H12ZM15 236V237H14ZM17 236V237H16ZM35 236V237H34ZM57 238H56V237ZM82 240H84L82 242ZM94 237L93 238H91ZM99 236V238L97 237ZM145 236V237H144ZM157 236L158 239H155ZM161 238H159V237ZM166 236V237H165ZM172 236V237H171ZM181 236V237H179ZM183 236V237H182ZM187 236V238L185 237ZM196 236V237H194ZM207 236V237H206ZM218 236H220L218 238ZM241 236V237H240ZM257 236V237H256ZM43 237V238H42ZM51 237L53 239H51ZM62 237V239H61ZM101 237V238H100ZM106 237V238H105ZM137 237V238H136ZM144 237V238H143ZM169 237V238H168ZM193 237V238H192ZM206 237V238H205ZM8 238V239H7ZM36 238V239H34ZM67 238V239H66ZM75 238V239H74ZM77 238V239H76ZM84 238V239H83ZM89 238V239H88ZM111 241H110V239ZM139 238V239H138ZM173 238H177L173 239ZM181 238V239H180ZM184 241L182 242L181 240ZM197 238L199 240H197ZM202 238V239H201ZM211 238V241H210ZM217 238V239H215ZM226 238V240H225ZM248 238V239H247ZM28 239V240H27ZM52 243H51V240ZM56 239V240H55ZM66 239V240H65ZM69 239V240H68ZM99 241H98V240ZM101 239V240H100ZM106 239V240H105ZM141 239V240H140ZM151 239V240H150ZM163 239V240H162ZM171 239V240H169ZM188 239V240H186ZM219 239V240H218ZM227 239H232L231 241ZM236 239V241H235ZM12 242H11V241ZM14 240V242H13ZM24 240V241H23ZM28 242H27V241ZM44 242H43V241ZM61 240V241H60ZM65 240V241H64ZM76 242H75V241ZM88 242H86V241ZM92 240V241H91ZM95 240V242H94ZM97 240V242H96ZM102 240L104 242H102ZM114 240V241H113ZM130 240V241H129ZM138 240V241H137ZM186 240V241H185ZM192 240H195L192 241ZM201 240V241H200ZM206 240V241H205ZM209 240V241H208ZM215 240V241H214ZM224 240V241H221ZM2 241V242H1ZM7 241V242H6ZM17 241V242H16ZM20 241V242H18ZM22 241V242H21ZM46 241V242H45ZM53 241L54 244H53ZM60 241V243H59ZM71 241V242H70ZM74 241V242H73ZM78 241V242H77ZM117 241V242H116ZM144 241V242H141ZM151 241V242H150ZM174 243H173V242ZM192 241V242H191ZM204 241V243L202 242ZM246 241V243H245ZM25 242V243H24ZM38 242V243H37ZM50 242V243H49ZM93 242V243H92ZM126 242V243H125ZM165 242V243H163ZM170 242V243H169ZM191 242V244L189 243ZM197 242V243H196ZM208 242V244H207ZM214 242V243H213ZM224 242V243H223ZM230 242V243H229ZM250 242V243H249ZM254 242V243H253ZM2 243V245H1ZM14 243V246H13ZM67 243V244H66ZM90 243V244H89ZM114 245L112 246V244ZM120 243V244H118ZM122 243V244H121ZM136 243V244H135ZM140 243V244H137ZM154 243V244H153ZM156 243V244H155ZM159 243V244H158ZM161 243V244H160ZM177 243V244H176ZM185 243V244H184ZM195 243V245L193 244ZM209 243H212L211 245ZM216 243V245H214ZM226 243V244H225ZM233 245H232V244ZM261 243V244H260ZM7 244V245H5ZM24 244V246H23ZM36 244V246H34ZM50 244V245H49ZM60 246H59V245ZM66 244V245H65ZM72 244V245H71ZM84 244V246H83ZM87 246H86V245ZM89 244V245H88ZM93 244V245H92ZM116 244V246H115ZM147 244V245H145ZM176 244V245H175ZM183 244V245H182ZM187 244V246H186ZM198 244H202L199 246ZM207 244V246H203ZM230 244V245H229ZM243 244V246L241 245ZM252 244V245H251ZM256 244V245H255ZM11 247H10V246ZM48 245V248L46 247ZM54 245V246H53ZM62 245V246H61ZM97 245V246H96ZM100 245V246H99ZM132 245V246H131ZM137 245V246H136ZM182 245V246H180ZM185 245V246H184ZM222 246V247H219ZM229 245V246H228ZM242 247H241V246ZM249 245V246H247ZM44 246V247H43ZM71 248L69 249L68 248ZM71 246V247H70ZM75 246V247H73ZM80 248H79V247ZM102 246V247H101ZM115 246V247H114ZM142 246V247H141ZM155 246V247H154ZM168 246V247H167ZM172 248H171V247ZM190 246V247H189ZM197 246V247H195ZM210 246V247H209ZM237 246V247H236ZM254 246V247H253ZM262 246V247H261ZM14 247V248H13ZM41 247V248H39ZM57 247V248H56ZM59 247V248H58ZM82 247V249H81ZM131 247V248H130ZM136 247V248H135ZM139 247V248H138ZM146 247V248H145ZM176 247V248H175ZM200 247H202L200 249ZM209 249H208V248ZM228 247V248H227ZM232 247V248H230ZM246 247V248H245ZM256 247V248H255ZM20 248V249H18ZM51 248V249H50ZM55 248V249H54ZM63 248V249H62ZM91 248V249H90ZM104 248V249H103ZM107 248V249H106ZM113 248V249H112ZM119 248V249H117ZM125 248V249H124ZM127 248V249H126ZM134 248V249H133ZM150 248V249H149ZM156 248V249H155ZM160 248V249H159ZM170 248V249H169ZM195 250V254L191 250ZM200 250H199V249ZM230 248V249H229ZM251 248V249H250ZM4 249V251H3ZM15 249V250H14ZM18 249V250H17ZM29 249V250H28ZM43 249V250H42ZM54 249V251H53ZM58 249V250H56ZM60 249V251H59ZM62 249V252H61ZM73 249V250H72ZM76 249V250H75ZM84 249V250H83ZM98 249H100L98 251ZM110 249V251H109ZM136 249V250H135ZM141 249V250H140ZM155 249V250H154ZM185 249V250H184ZM203 249H205L203 251ZM219 249V252H218ZM225 249V250H224ZM257 251H255V250ZM15 252H14V251ZM17 250V251H16ZM21 250V251H20ZM41 250V252H40ZM47 250V251H46ZM49 250V251H48ZM67 250V254L66 251ZM79 250V251H78ZM105 250V251H104ZM129 250V251H126ZM132 250V251H131ZM145 250V251H144ZM149 250V251H147ZM157 250V251H156ZM182 253H181V251ZM189 250V251H187ZM198 250L200 252H198ZM208 250V251H207ZM230 250V251H229ZM238 250V251H237ZM250 250V251H249ZM1 251H3L1 253ZM24 251V252H23ZM26 251L27 254H26ZM46 251V252H45ZM56 253H52V252ZM57 251H59L57 253ZM72 251V253H70ZM83 251V253H82ZM118 251V252H117ZM124 251V252H123ZM137 251V252H136ZM147 251V252H146ZM151 251V252H150ZM154 251V252H152ZM162 251V252H161ZM170 251V252H169ZM173 251V252H172ZM185 251V252H184ZM203 251V252H202ZM222 251V253H221ZM229 251V252H228ZM231 251V255L229 254ZM244 251V252H242ZM247 251V252H246ZM253 251V252H252ZM10 252V253H9ZM40 252V254H39ZM49 252V254H48ZM81 252V253H80ZM95 252V253H94ZM98 252V253H96ZM129 252V253H128ZM167 252V253H166ZM191 252V253H190ZM208 252V253H207ZM213 252V253H212ZM216 252V253H214ZM228 252V253H227ZM237 252V253H236ZM255 252V253H254ZM9 253V254H8ZM52 253V254H50ZM86 255H85V254ZM102 253V254H101ZM115 253V254H114ZM136 253V255H135ZM148 253V254H146ZM158 253V254H157ZM181 253V254H179ZM186 253V256L184 255ZM188 253V254H187ZM193 253V254H192ZM202 253V255H201ZM210 253V254H209ZM227 253V255L225 254ZM247 253V254H246ZM251 253H253L251 255ZM6 254V255H5ZM22 254V255H21ZM42 254V255H41ZM47 254V255H45ZM71 254V255H70ZM91 254V257H90ZM142 254V255H141ZM154 254V255H153ZM162 254V255H161ZM177 254V255H175ZM183 254L184 257H181ZM190 256H187L189 255ZM192 254V255H191ZM197 254V255H196ZM206 254H208L206 256ZM220 256L216 257L214 256ZM226 255L224 258L226 260H222V255ZM241 254H244L243 256ZM250 254V256H248ZM29 255V257H28ZM39 255V256H38ZM45 255V256H44ZM50 255V256H49ZM55 255V256H54ZM61 255V256H60ZM64 257H63V256ZM77 255V256H76ZM98 255V256H97ZM117 255V256H116ZM145 255V258H144ZM161 255V256H160ZM169 255V256H168ZM172 255V256H171ZM181 255V256H180ZM235 255V256H234ZM259 255V256H258ZM5 256V257H4ZM7 256V257H6ZM13 256L17 258H13ZM38 256V257H37ZM75 258H74V257ZM85 256V257H84ZM89 256V257H88ZM119 256V257H118ZM123 256V257H121ZM132 256V257H131ZM160 258H159V257ZM164 256V257H163ZM178 256V257H177ZM202 256H204L202 258ZM210 256V257H209ZM230 256V257H229ZM21 259H20V258ZM37 257V258H36ZM47 257V258H46ZM54 257V258H52ZM59 257V258H57ZM61 257V259H60ZM101 257V258H100ZM116 257V258H115ZM156 257V258H155ZM181 257V260H180ZM186 257V258H185ZM212 257V259H211ZM219 261H217V259ZM255 257V258H254ZM4 258V259H3ZM12 258V259H9ZM39 258V259H38ZM42 258V259H41ZM57 258V259H56ZM72 258V259H71ZM79 258V259H78ZM83 258V259H82ZM91 258V259H90ZM100 258V259H99ZM122 258V259H121ZM143 258V259H142ZM159 258V259H158ZM171 258V259H170ZM179 258V259H178ZM195 258V259H194ZM201 258V259H200ZM230 258V259H229ZM242 260H241V259ZM246 261H244V259ZM248 258V259H247ZM262 258V260H261ZM19 259V260H17ZM45 259V261H44ZM47 259V260H46ZM51 259V260H50ZM60 259V260H59ZM75 259V260H74ZM81 259V260H80ZM86 259V260H85ZM88 259V260H87ZM129 259V260H128ZM164 259V260H163ZM169 259V260H168ZM186 259V261H185ZM206 259V260H204ZM221 259V260H220ZM229 259V260H228ZM252 259V260H251ZM257 259V260H256ZM259 259V260H258ZM4 260V261H3ZM10 260V262L8 261ZM24 260V261H23ZM33 260V262H32ZM34 260H36L34 262ZM40 260V261H39ZM55 260V261H54ZM74 260V262H73ZM93 260V261H92ZM99 260V261H98ZM106 260V261H104ZM109 260V261H108ZM132 260V261H131ZM161 260V261H160ZM173 260V261H172ZM216 262H215V261ZM233 260V262H232ZM49 261V262H48ZM62 261V262H60ZM65 261V262H64ZM82 261V262H81ZM89 261V262H87ZM97 261V262H96ZM113 261V262H112ZM124 261V262H123ZM139 261V262H138ZM143 261V262H142ZM156 261V262H155ZM175 261V262H174ZM182 261V262H181ZM198 261V262H196ZM229 261V262H227ZM250 263H249V262ZM263 261V262H262ZM13 262V263H12ZM27 262V263H26ZM54 262V263H53ZM59 262V263H58ZM92 262V263H91ZM127 262V263H126ZM159 262V263H158ZM162 262V263H161ZM165 262V263H164ZM180 262V263H179ZM200 262V263H199ZM214 262V263H212ZM239 262V263H238ZM256 262V263H255Z\"/></svg>",
  "mask_w": 264,
  "mask_h": 264
},
{
  "label": "bare ground",
  "instance_id": "obj_2",
  "mask_svg": "<svg viewBox=\"0 0 264 264\" xmlns=\"http://www.w3.org/2000/svg\"><path fill=\"white\" fill-rule=\"evenodd\" d=\"M36 2H37V4L39 5V6H41L40 7V9H39V11H42L43 13H49V14H51V15H53V14H57V13H59L60 11H61V8L63 7V5L65 4V0H35ZM43 1H45V3L43 2ZM53 1H57L58 3V7H55L56 6V3L55 2H53ZM104 0H102V1H91V2H89L88 4L89 5H93V7L92 8H90L91 10H93L94 12H95V14H96V16H97V20H99V21H101V22H103V26L100 28V30H98L97 28H98V25H96L95 27H96V30H95V33H97L98 35L99 34H101V35H103L104 36V38H105V41H108V48H107V54L108 55H114L116 52H117V50H119V49H121V48H129L130 46H131V44L132 45H134L136 48H139V42H138V40H136V38L139 36V37H143V36H149V37H153V39H154V41H155V32H150V31H148V30H146V29H142L141 30V27H139L137 24H135V23H130V19L128 18V17H131L133 14H134V12L132 11L133 10V7L134 6H137L139 9H149L150 10V12L151 13H155V14H161V15H163V13H164V9H168V11L171 13V12H174L175 10L176 11H179V13H181V14H184L186 17H196V16H200L202 13H204V11L206 10V9H208L209 10V12H213L215 9L214 8H216L217 6H219V5H223V10L222 11H214L215 13L213 14V15H211L208 19H207V22H209V31L207 32V34H205L204 36H202V37H196V30H191L190 32H189V38H188V40L187 41H185L184 43H183V48L184 49H189L190 51H191V53L192 54H194L195 56H197L198 57V54L201 56V57H205L204 59H206V60H208V62L212 65V66H218L219 67V70H220V78H223V82H228L227 84H226V86H227V88L229 89V90H232V97L233 98H236V100L238 99V98H240V96H242V95H249V97L250 96H252V94L254 93V94H257L258 96L259 95H261V93H263L264 92V18H263V15H264V0H215V1H213V0H129L128 2H130L129 4H127L126 6H124V7H122L121 9H119V11H118V6H117V3H119L118 2V0H114V2H116V4H112V3H105V2H103ZM96 2V3H95ZM127 2V3H128ZM172 4H171V3ZM254 3V4H253ZM17 3H16V0H2V2H0V11H6V12H11V11H13V10H16L17 9ZM25 6L26 7H31V6H33V3L31 2V1H26V3H25ZM69 8L71 7V6H68ZM173 8V9H172ZM24 9V8H23ZM118 11V12H117ZM36 12H38V11H36ZM39 13V12H38ZM61 15H64V14H66L65 12H61L60 13ZM126 14H128V17H127V15ZM31 17V15H29L28 17H27V14H26V17H21V18H17L16 20V26H13V24H14V22L11 24V21L10 20H7L6 21V25H3V23H1L0 22V67H1V69L3 70V72H8L9 74H16V71H17V69L15 68V67H17V66H19V65H21V67H27L28 68V70H27V72H28V75H31L32 77H34V79H39L37 82H41V80L42 79H46V80H48L49 82H63L64 83V90H65V93H67V96H62V94H58L57 96L58 97H60V98H58V99H56V105H57V107H59L60 108V112H59V115H63V114H68V113H70V114H72V113H74V110L72 109V105L74 104L75 105V103H76V100H75V102H74V100L71 98V96L70 95H75V98L77 99V100H79V99H85V98H87V100L88 101H90V102H94V103H97L98 101L96 100V99H98V100H100L101 102H103V103H106V102H110L111 104H113L112 106H109V109L110 110H113L114 108H115V105H118V106H120L123 102H124V100H125V97H129L130 95L128 94V91H127V88L126 87H124V86H122L121 84H119L118 82V80L115 78V77H118L119 78V76H120V74H117L116 73V71L119 69V65H112V72H113V76L114 77H112V76H109V75H107V74H105V73H103V72H101V71H98V69H103L104 68V65H102L101 63H100V61H97V62H92V63H89V60L88 61H86V57H83L82 55H79L77 52H74L73 51V48H72V46H70V44H67V43H64L62 40H55V30H56V27L54 26V24H55V22H52L51 21V19L49 20L48 18H45L47 21H44V20H41V19H39L38 17H35L34 15H33V17H32V20L34 21V24L32 25V23H30V22H28V19ZM125 18H127V19H125ZM48 22V23H47ZM9 25V26H8ZM12 25V26H11ZM21 25H22V27H21ZM8 26V27H7ZM110 27H115V28H110ZM131 27H133V28H135V29H137V30H141V31H135V32H133V31H129L128 30V28H131ZM110 32V34H111V36H107V33H109ZM129 38H131L132 40L130 41L129 40ZM55 41H59V42H57V43H55ZM104 41V42H105ZM100 42V41H99ZM100 43H103V42H100ZM165 47V48H164ZM164 47H161V49H160V51H159V54H160V58H161V61H163V59H164V61H168V59L167 58H164L165 56H169V57H171V60H172V62L174 63V65H172V67H173V69L176 71V72H178V74L177 75H175V77H177L178 79H180V75H182L183 77H184V75H186V71L184 72V73H182V74H180L179 73V71L180 70H185L183 67L184 66H181L180 64H179V60H178V58H177V55H176V53H175V50H174V48H172L171 46H164ZM100 48V46H98V44H95V49H99ZM177 48V47H176ZM178 48H180V47H178ZM123 53H124V55L125 56H127V57H129L130 56V54H131V52L128 50V49H123V51H122ZM153 53V52H152ZM198 53V54H197ZM146 57H148V59L147 58H144V59H142V61L141 62H134V64H133V67H134V72H143V71H145L146 70V66H147V63L148 62H154L155 60H156V58L153 56V57H151V58H149V56L148 55H146ZM159 57H157V60H159L160 59ZM219 62V64H217ZM110 67H111V65H110ZM0 69V79H2V76H4V75H7L6 73H2L1 74V72H2V70ZM168 72H169V67L168 66H162V67H158V68H154L153 69V71H152V73L151 74H156V75H159L160 77L158 78V79H156L155 81H153V82H167L168 81ZM152 78V77H151ZM154 78V77H153ZM157 78V77H156ZM150 81V80H149ZM146 83V82H145ZM54 85H56V83H53ZM151 86V85H150ZM174 86V85H173ZM152 87V86H151ZM0 88H1V86H0ZM54 88H56V89H58L59 91H61V89H59L58 87H54ZM143 88H145V86L143 87ZM149 88V87H148ZM153 88V87H152ZM158 89V88H157ZM1 90V89H0ZM43 90H45V88L43 89ZM161 90V89H160ZM168 90V89H167ZM26 91H28L27 89H24L23 91H21L19 94H18V96H13L12 94L11 95H9V96H7V95H5L6 96V102H8L10 105H13V104H16V103H18V102H20V101H28V102H31V103H34L35 104V102L33 101V99H27V98H24V96H25V92ZM29 91H31L30 89H29ZM28 91V92H29ZM147 89H146V91H145V93H147ZM155 91V90H154ZM62 93L64 92V91H61ZM68 92H71V93H68ZM2 93V92H1ZM149 93V92H148ZM178 93H179V91H178ZM177 93V94H178ZM158 94V93H157ZM28 95V94H27ZM64 95V94H63ZM153 95V94H152ZM163 95V94H162ZM168 95V94H167ZM195 95H203V94H201V93H195V92H191V93H189V94H187L186 96H187V100L190 102V103H192L193 102V99H194V96ZM159 96V95H158ZM178 96V95H177ZM147 97H148V95H147ZM152 97V96H151ZM149 98V97H148ZM179 98V97H178ZM2 99H3V97H2ZM143 99V98H142ZM147 99V98H146ZM162 99V98H161ZM176 99V98H175ZM195 99H197L198 101H200V100H202L201 98H198V97H196ZM264 99V98H263ZM140 100V99H139ZM139 100H138V102H139ZM143 100H145V99H143ZM143 100H142V102H143ZM159 100V99H158ZM158 100H157V102H158ZM178 100V99H177ZM176 100V101H177ZM150 101V100H149ZM148 101V102H149ZM172 101V100H171ZM146 102V101H145ZM151 102V101H150ZM167 102H169V101H167ZM7 103V104H8ZM166 103V102H165ZM178 103H179V101H178ZM183 103V102H182ZM50 104H52V102L51 101H49V100H42V103H41V106H40V109H41V111H43L44 113H47L48 112V110H45L43 107H47V106H50ZM133 104V103H132ZM135 104V103H134ZM136 104H138L137 102H136ZM4 104H2V106H3ZM139 105V104H138ZM141 105V104H140ZM155 105V104H154ZM159 105V104H158ZM165 105V104H164ZM163 105V106H164ZM1 106V105H0ZM16 106V105H15ZM186 106V105H185ZM5 107V106H4ZM136 107V106H135ZM144 107V106H143ZM148 107V106H147ZM170 107V106H169ZM17 108V107H16ZM26 107H25V105H24V109H25ZM108 108V107H107ZM130 108V107H129ZM138 108V107H137ZM157 108H158V106H157ZM161 108V107H160ZM20 109V108H19ZM169 109V108H168ZM168 109H165L166 111L168 110ZM6 110H7V108H6ZM28 110V109H27ZM129 110V109H128ZM153 110V109H152ZM156 110V109H155ZM0 111H1V109H0ZM5 111V110H4ZM3 111V112H4ZM8 111V110H7ZM6 111V112H7ZM13 111H15V110H12V112ZM29 111V110H28ZM127 111V110H126ZM140 111H142V109L140 110ZM184 111V110H183ZM2 112V113H3ZM10 112V111H9ZM11 112V113H12ZM35 112H38V111H35ZM40 112V111H39ZM93 112V111H92ZM94 112H95V110H94ZM128 112V111H127ZM133 112V111H132ZM149 112V111H148ZM158 112V111H157ZM157 112H156V114H157ZM170 113H171V111H169ZM201 112L202 113H204V114H207V110L206 109H204V108H202L201 109ZM249 112L250 113H259V114H264V107L262 108V109H257V110H255V111H252V110H249ZM1 113V114H2ZM96 113V112H95ZM95 113H93L92 115H96ZM98 113V112H97ZM151 113V112H150ZM152 113H153V111H152ZM155 113V112H154ZM160 113V112H159ZM162 113V112H161ZM165 113V112H164ZM180 113V112H179ZM250 113H245L242 117H238V116H234L233 118H232V123H231V125H234V127H233V135H235V134H241V136H240V139L238 140V141H236L233 145H231V146H224V147H222V149H223V153H225V154H227V155H230L234 160H238V159H240L242 156H243V158H250V156H251V152H250V150L252 149V148H260V152H262V153H264V134H258L257 133V130H259V128H262V127H264L263 126V124H262V122H260L253 114H250ZM30 114V113H29ZM35 114H37V113H35ZM43 114V113H42ZM127 114V113H126ZM125 114V115H126ZM167 114H169V113H167ZM23 115H24V113H23ZM32 115V114H31ZM131 115V114H130ZM139 115V114H138ZM145 115V114H144ZM164 115V114H163ZM166 115V114H165ZM164 115V116H165ZM188 115V114H187ZM0 116H2V115H0ZM16 116V115H15ZM33 116H34V112H33ZM37 116V115H36ZM40 116H42L41 114L39 115V117ZM124 116V115H123ZM146 116V115H145ZM148 116V115H147ZM177 116H179V115H177ZM8 117V116H7ZM10 117V116H9ZM18 117V116H17ZM26 117V116H25ZM38 117V118H39ZM85 117H87V116H85ZM104 117V116H103ZM130 117V116H129ZM135 117V116H134ZM152 117H153V115H152ZM160 117V116H159ZM173 117H175V116H173ZM2 118H4V116L2 117ZM12 118V117H11ZM11 118H10V120H11ZM15 118V117H14ZM23 118V116L21 117V119ZM34 118H37V117H34ZM34 118H32V119H34ZM43 118V117H42ZM136 118V117H135ZM137 118H139V117H137ZM140 118H141V116H140ZM151 118V117H150ZM185 118V117H184ZM184 118H183V120H184ZM192 118V117H191ZM16 119H18V118H16ZM29 119V118H28ZM43 119H46V118H43ZM48 119V118H47ZM72 119H74V118H72ZM86 119V118H85ZM90 119H92V118H90ZM100 119H102V118H100ZM123 119V118H122ZM156 119V118H155ZM159 119V118H158ZM173 119V118H172ZM182 119V118H181ZM188 119V118H187ZM241 119V120H240ZM9 120V119H8ZM25 120V119H24ZM40 120V122H41V119H39ZM68 120V119H67ZM97 120V119H96ZM166 120V119H165ZM171 120V119H170ZM0 121H1V119H0ZM5 121H7V120H5ZM15 121V120H14ZM31 121H33V120H31ZM66 121V120H65ZM71 121V120H70ZM74 121H76V119L74 120ZM89 121V120H88ZM94 121V120H93ZM127 121H128V119H127ZM145 121V120H144ZM150 122H151V120H149ZM176 121V120H175ZM197 121H199V120H197ZM263 121V120H262ZM27 122V121H26ZM25 122V125L27 124ZM34 122V121H33ZM35 122H37V121H35ZM39 121H38V123H37V125L40 123ZM46 122H47V120H46ZM95 122V121H94ZM143 122V121H142ZM158 121H156L155 123H157ZM170 122V121H169ZM168 122V123H169ZM178 122H180V121H178ZM177 122V123H178ZM186 122V121H185ZM193 122H195V121H193ZM7 123V122H6ZM23 123H24V121H23ZM29 123V122H28ZM48 124H49V122H47ZM72 123V122H71ZM77 123V122H76ZM105 123H107V122H105ZM114 123V122H113ZM127 123V122H126ZM153 123H154V121H153ZM152 123V124H153ZM4 124V123H3ZM11 123H9V125H10ZM13 124H15V123H13ZM13 124H11V125H13ZM42 123H40V125H41ZM53 124V123H52ZM116 124V123H115ZM149 124V123H148ZM151 124V125H152ZM162 124V123H161ZM160 124V125H161ZM171 124V123H170ZM175 124V123H174ZM180 124H181V122H180ZM16 125H17V123H16ZM28 125V124H27ZM36 125V126H37ZM50 125L51 124H49V128H50ZM67 125V124H66ZM68 125H70V124H68ZM73 125H74V123H73ZM99 125V124H98ZM105 125V124H104ZM153 125H156V124H153ZM158 125V124H157ZM159 125V126H160ZM163 125V124H162ZM201 125V124H200ZM212 125V124H211ZM249 126V128L247 129V131H244L243 129L244 128H241L240 130H239V132H237V128H238V126ZM2 126V125H1ZM4 126H5V124H4ZM7 126V125H6ZM21 126V125H20ZM23 126V125H22ZM35 126V127H36ZM71 126V125H70ZM110 126V125H109ZM126 126V125H125ZM135 126V125H134ZM140 126V125H139ZM149 126V125H148ZM171 126V125H170ZM181 126V125H180ZM208 126V125H207ZM16 127V126H15ZM28 127V126H27ZM26 127V128H27ZM31 127V126H30ZM32 127H33V124H32ZM41 127V126H40ZM79 127H81V126H79ZM107 127V126H106ZM122 127H124V125L122 126ZM167 127V126H166ZM175 127V126H174ZM183 127V126H182ZM17 128V127H16ZM29 128V127H28ZM27 128V129H28ZM37 128V127H36ZM39 128V127H38ZM37 128V129H38ZM42 128V127H41ZM45 128H47V126L45 127ZM45 128H43V129H45ZM78 128V127H77ZM87 128V127H86ZM132 128V127H131ZM153 128H154V126H153ZM156 128V127H155ZM163 128V127H162ZM161 128V129H162ZM194 128H196V127H194ZM201 128V127H200ZM0 129H1V132H4V130L2 129V127H0ZM14 129V128H13ZM20 129H21V127H20ZM25 129V128H24ZM76 129V128H75ZM98 129H100L99 128V126H98ZM107 129H109V128H107ZM112 129V128H111ZM110 129V130H111ZM138 130H139V128H137ZM136 129V130H137ZM164 129H165V126H164ZM208 129V128H207ZM206 129V130H207ZM3 130V131H2ZM15 130H17V129H15ZM19 130V129H18ZM23 130V129H22ZM22 130H21V132H22ZM29 130H33V133H34V129H29ZM40 130V129H39ZM48 130V129H47ZM50 130H53V129H50ZM65 130V129H64ZM104 130V129H103ZM116 130H118V129H116ZM143 130V129H142ZM154 130V129H153ZM180 130H181V127H180ZM188 130V129H187ZM192 130V129H191ZM202 130H204V129H202ZM7 131V130H6ZM10 131V130H9ZM8 131V132H9ZM23 131H26V130H23ZM57 131V130H56ZM93 131V130H92ZM92 131H90V133H92ZM124 131V130H123ZM151 131V130H150ZM156 131V130H155ZM158 131V130H157ZM169 131V130H168ZM185 131V130H184ZM194 131V130H193ZM209 130H207V132H205V133H208V134H210L211 135V138L212 139H215V138H218V134H220L221 133V131L219 130V129H217V127H215V128H213L211 131H209ZM244 131V132H243ZM7 132V133H8ZM13 132V131H12ZM19 132V131H18ZM31 132V131H30ZM35 132H36V129H35ZM38 132V131H37ZM44 132V131H43ZM42 132V130H40V133L42 134L43 133ZM45 132H47L46 130H45ZM57 132H59V130L57 131ZM64 132V131H63ZM80 133H81V131H79ZM101 132V131H100ZM105 132V131H104ZM108 132V131H107ZM114 132V131H113ZM128 132V131H127ZM159 132V131H158ZM167 132V131H166ZM177 132V131H176ZM10 133V132H9ZM27 133H28V131H27ZM61 134H62V130H61V132H60ZM117 133V132H116ZM146 133V132H145ZM183 133H185V132H183ZM182 133V134H183ZM191 133V132H190ZM12 134V133H11ZM21 134V133H20ZM30 134V133H29ZM28 134V135H29ZM36 134V133H35ZM49 134V133H48ZM52 134V133H51ZM58 134V133H57ZM61 134H58L59 136L61 135ZM69 134V133H68ZM73 134V133H72ZM76 134V133H75ZM82 134H85V133H82ZM94 134V133H93ZM96 134V133H95ZM94 134V135H95ZM120 134V133H119ZM144 134V133H143ZM171 134H173V133H171ZM198 134V133H197ZM5 135H6V133H5ZM17 135V134H16ZM21 135H23V134H21ZM56 135V134H55ZM54 135V136H55ZM63 135V134H62ZM81 135V134H80ZM91 135V134H90ZM89 135V136H90ZM93 135V136H94ZM127 135V134H126ZM137 135V134H136ZM151 135H153V134H151ZM167 135H169V134H167ZM174 135H176L175 133H174ZM187 135V134H186ZM1 136L2 135H0V138H1ZM4 136V135H3ZM18 136H20V135H18ZM24 136V135H23ZM22 136V137H23ZM33 137L34 138V136L33 135H30V137ZM42 136H43V134H42ZM54 136H53V138H54ZM72 136V135H71ZM85 136H87V135H83V137H85ZM93 136H91V138H93ZM125 136V135H124ZM164 136V135H163ZM163 136H161L160 137V139L162 138H164ZM207 136V135H206ZM11 137H12V135H11ZM16 137V136H15ZM25 137H27V136H25ZM31 137V138H32ZM36 137H37V135H36ZM35 137V138H36ZM66 137L67 136H65V139H66ZM73 137V136H72ZM77 137V136H76ZM76 137H74L73 139H75ZM82 137V136H81ZM115 137V136H114ZM120 137V136H119ZM121 137H123V136H121ZM132 137H133V134H132ZM151 136H149V138H150ZM156 136H154L153 138H155ZM195 137V136H194ZM205 137V136H204ZM24 138V137H23ZM23 138H22V140H23ZM42 138H44L45 140H46V137L45 136H43ZM47 138H49V137H47ZM71 138V137H70ZM78 138V137H77ZM89 138V137H88ZM97 138H98V136H97ZM108 138V137H107ZM110 138H111V136H110ZM109 138V139H110ZM130 138V137H129ZM141 138V137H140ZM159 138V137H158ZM169 138H171V136L169 137ZM177 138V137H176ZM189 138V137H188ZM2 139V138H1ZM11 139V138H10ZM15 139V138H14ZM44 139H42V140H44ZM58 139V138H57ZM61 138H59L58 140H60ZM80 139H82V138H80ZM79 139V141H81ZM95 139V138H94ZM103 139V138H102ZM105 139V138H104ZM145 139V138H144ZM148 139V138H147ZM180 139H181V137H180ZM180 139H178V141L180 140ZM3 140H5V139H3ZM18 139H16V141H17ZM62 140H64V139H62ZM69 140V139H68ZM83 140V139H82ZM84 140H85V138H84ZM92 140V139H91ZM108 140V139H107ZM116 140V139H115ZM120 140V139H119ZM122 140V139H121ZM128 140V139H127ZM133 140V139H132ZM173 140H174V138H173ZM183 140V139H182ZM188 140V139H187ZM25 141V140H24ZM28 141H29V139H28ZM33 141H34V139H33ZM40 141V140H39ZM47 141H49V140H47ZM53 141V140H52ZM54 141H55V139H54ZM93 141V140H92ZM99 142H100V139L98 140ZM112 141H113V139H112ZM124 141V140H123ZM168 141H171L170 139L168 140ZM194 141H195V139H194ZM206 141V140H205ZM14 142V141H13ZM35 142H36V140H35ZM38 142V141H37ZM41 142V141H40ZM44 142V141H43ZM62 142H64V141H62ZM68 142V141H67ZM94 143H95V141H93ZM98 142V143H99ZM128 142H130V140L128 141ZM138 141H136V143H137ZM172 142V141H171ZM182 142V141H181ZM7 143H8V141H7ZM29 143V142H28ZM27 143V144H28ZM39 143V142H38ZM42 143V142H41ZM47 143V142H46ZM50 143V142H49ZM60 143V142H59ZM76 143H78V142H76ZM91 143V142H90ZM97 143V142H96ZM127 143V142H126ZM135 143V142H134ZM146 143H148V141L146 142ZM145 143V144H146ZM166 143V142H165ZM176 143V142H175ZM11 144V143H10ZM14 144H16V143H14ZM21 145H22V143H20ZM32 144V143H31ZM36 144V143H35ZM43 144V143H42ZM68 144V143H67ZM100 144V143H99ZM102 144H104V143H102ZM108 144V143H107ZM106 144V145H107ZM111 144V143H110ZM116 144V143H115ZM119 144V143H118ZM129 144V143H128ZM177 144H178V142H177ZM195 144V143H194ZM9 145V144H8ZM24 145V144H23ZM50 145V144H49ZM56 145V144H55ZM64 145V144H63ZM63 145H60V146H63ZM73 145H75V144H73ZM92 145H94V144H92ZM98 145V144H97ZM96 145V146H97ZM104 146V148H108L107 146ZM111 145H113V144H111ZM122 145H123V143H122ZM125 145V144H124ZM160 145H162V144H160ZM200 145V144H199ZM12 146V145H11ZM25 146V145H24ZM31 146V145H30ZM33 146V145H32ZM35 146V145H34ZM39 146L41 147V146H43V145H40L39 144ZM79 146V145H78ZM82 146H84L83 144H82ZM115 146V145H114ZM117 146V145H116ZM115 146V147H116ZM119 146H120V144H119ZM118 146V147H119ZM128 146V145H127ZM132 146V145H131ZM147 146V145H146ZM149 146V145H148ZM164 146V145H163ZM174 146V145H173ZM179 146H181V145H179ZM188 146V145H187ZM202 146V145H201ZM213 146V145H212ZM2 147V146H1ZM0 147V148H1ZM4 147V146H3ZM6 147V146H5ZM16 147V146H15ZM23 147V146H22ZM35 147H37V144H36V146ZM39 147V149H41ZM51 147H54V146H51ZM64 147H65V145H64ZM77 147V146H76ZM87 147V146H86ZM91 147V146H90ZM92 147H94V146H92ZM110 147V146H109ZM134 147H136V146H134ZM151 147V146H150ZM165 147V146H164ZM190 147V146H189ZM197 147V146H196ZM14 148V147H13ZM27 148V147H26ZM28 148H29V146H28ZM55 148V147H54ZM56 148H58V146L56 147ZM68 148V146L66 147V149ZM73 148V147H72ZM103 148V149H104ZM114 148V147H113ZM128 148V147H127ZM137 148V147H136ZM162 148V146H159L158 147V149L157 150H162L161 149ZM171 148V147H170ZM5 149H7V147L5 148ZM12 149V148H11ZM25 149V148H24ZM38 149V150H39ZM46 149V151H47V148H45ZM50 149V148H49ZM80 149V148H79ZM84 150H85V148H83ZM125 149V148H124ZM132 149V148H131ZM167 149V148H166ZM178 149V148H177ZM181 149V148H180ZM202 149V148H201ZM2 150H3V148H2ZM16 150V149H15ZM12 151V152H17V151ZM19 150V149H18ZM31 150V149H30ZM37 150V151H38ZM44 150V149H43ZM58 150V149H57ZM56 150V151H57ZM59 150H60V148H59ZM73 151L72 152H74V148L72 149ZM88 150L90 151V149L88 148ZM87 150V151H88ZM115 150V149H114ZM114 150H112L111 149V151H113V152H115ZM142 151H143V149H141ZM149 150V149H148ZM194 150V149H193ZM1 151V150H0ZM33 151H34V149H33ZM37 151H35V152H37ZM62 151V150H61ZM60 151V152H61ZM64 151V150H63ZM70 151H71V148H70ZM69 151V152H70ZM97 151V150H96ZM102 151V150H101ZM120 151V150H119ZM137 151V150H136ZM169 151H170V149H169ZM176 151V150H175ZM195 151V150H194ZM206 151V150H205ZM5 153L7 152V151H4ZM18 152H20V150L18 151ZM17 152V153H18ZM22 152V151H21ZM65 152H67V151H65ZM69 152H68V154H69ZM76 152V151H75ZM86 152V151H85ZM105 152V151H104ZM103 152V153H104ZM118 152V151H117ZM148 152V151H147ZM163 152V151H162ZM167 152V151H166ZM184 152H186V151H184ZM200 152V151H199ZM2 153V152H1ZM11 153V152H10ZM10 153H6V155L5 156H7V154H8V157H9V154ZM38 153V152H37ZM41 153V152H40ZM57 153V152H56ZM79 153V152H78ZM100 153V152H99ZM99 153H97V154H99ZM106 153V152H105ZM109 153V152H108ZM190 153H191V151H190ZM193 153V152H192ZM195 153V152H194ZM12 154V153H11ZM10 154V155H11ZM14 154V153H13ZM31 154V153H30ZM48 154H49V152H48ZM55 154V153H54ZM111 154H112V152H111ZM121 154H123V153H121ZM125 154H126V152H125ZM137 154V153H136ZM143 154V153H142ZM164 154V153H163ZM172 154V153H171ZM187 154H189V153H187ZM197 154V153H196ZM19 155V154H18ZM25 155V154H24ZM23 154H22V156H24ZM33 155V154H32ZM31 155V156H32ZM41 155V154H40ZM57 155V154H56ZM75 155V154H74ZM80 155L81 154H79V156L78 157H80ZM88 155H89V153H88ZM115 155V154H114ZM185 155V154H184ZM192 155V154H191ZM202 155V154H201ZM213 155V154H212ZM16 156V155H15ZM27 156V155H26ZM42 156V155H41ZM48 156V155H47ZM46 156V157H47ZM60 156H62V155H60ZM67 156V155H66ZM93 156H95V155H93ZM119 156V155H118ZM145 156V155H144ZM200 156V155H199ZM2 157H3V155H2ZM16 157H18V156H16ZM44 157H45V155H44ZM51 157V156H50ZM65 157V155L63 156V158ZM69 157V156H68ZM74 157H76V156H74ZM81 157H82V155H81ZM86 157H87V154H86ZM100 157V156H99ZM109 157V156H108ZM107 157V158H108ZM132 157V156H131ZM136 157V156H135ZM140 157V156H139ZM157 157H159V156H157ZM164 157V156H163ZM176 157V156H175ZM188 157V156H187ZM12 158V157H11ZM19 158H21L20 157V155H19ZM49 158V157H48ZM56 158V157H55ZM58 158H60V157H58ZM62 158V157H61ZM72 158V157H71ZM91 158V157H90ZM103 158H105V157H103ZM114 158V157H113ZM118 158H120V157H118ZM129 158H130V155H129ZM185 158V157H184ZM189 158H190V156H189ZM5 159V158H4ZM8 159V158H7ZM10 159V158H9ZM25 159V158H24ZM47 159V158H46ZM52 159V158H51ZM57 159V158H56ZM70 159V158H69ZM115 159V158H114ZM122 159V158H121ZM131 159V158H130ZM134 159V158H133ZM132 159V160H133ZM155 159H157V158H155ZM154 159V160H155ZM186 160H189L188 158H185ZM193 159V158H192ZM201 159H203V158H201ZM215 159V158H214ZM3 160V159H2ZM1 160V161H2ZM20 160V159H19ZM22 160H23V158H22ZM37 160V159H36ZM39 160H40V157H39ZM38 160V161H39ZM48 160V159H47ZM55 160V159H54ZM78 160V159H77ZM80 160H83V159H80ZM88 160V159H87ZM101 160V159H100ZM108 160V159H107ZM117 160V159H116ZM175 160V159H174ZM184 160V159H183ZM205 160V159H204ZM213 160V159H212ZM43 161V160H42ZM42 161H39V162H41L42 163ZM44 161H45V159H44ZM48 161H50V160H48ZM47 161V162H48ZM64 161V160H63ZM79 161V160H78ZM84 161H85V159H84ZM98 161V160H97ZM120 161V160H119ZM121 161H123V160H121ZM137 161V160H136ZM146 161V160H145ZM178 161V160H177ZM193 161V160H192ZM200 161V160H199ZM12 162H13V159H12ZM15 162H17L16 161V159H15ZM19 163L21 162V160L20 161H18ZM26 162H30V161H26ZM46 162V163H47ZM52 161H50V163H51ZM54 162V161H53ZM58 162H60V161H58ZM65 162H67V160L65 161ZM96 162V161H95ZM99 162V161H98ZM112 162H115V161H112ZM117 162V161H116ZM144 162V161H143ZM166 162V161H165ZM172 162H174V161H172ZM198 161H196V163H197ZM213 162V161H212ZM219 162V161H218ZM3 163H4V160H3ZM3 163H0V166H1V164L3 165ZM22 163V162H21ZM20 163V164H21ZM55 163H56V160H55ZM75 163V162H74ZM79 163V162H78ZM88 163L90 164V162L88 161ZM94 163V162H93ZM104 163V162H103ZM106 163V162H105ZM129 163V162H128ZM128 163H127V165H128ZM151 163V162H150ZM187 164H188V162H186ZM191 163V162H190ZM194 163H195V161H194ZM195 163V164H196ZM200 163L202 164V162L200 161ZM222 163V162H221ZM13 164V163H12ZM25 164V163H24ZM58 164V163H57ZM68 164V163H67ZM84 164H85V162H84ZM83 164V165H84ZM113 164H115V163H113ZM134 164V163H133ZM164 164V163H163ZM162 164V165H163ZM176 164V163H175ZM174 164V165H175ZM184 164V163H183ZM193 164V163H192ZM22 165V164H21ZM29 165H31V164H29ZM34 165H35V163H34ZM65 165V164H64ZM73 165V164H72ZM82 165V164H81ZM85 165H87V164H85ZM91 165V164H90ZM100 165V164H99ZM105 165V164H104ZM112 165V164H111ZM130 165V164H129ZM131 165H132V163H131ZM137 165V164H136ZM140 165V164H139ZM190 165V164H189ZM210 165H211V163H210ZM227 165H229V164H227ZM6 166V165H5ZM14 166V165H13ZM27 166V165H26ZM37 166V165H36ZM36 166H34V167H36ZM42 166V165H41ZM40 166V167H41ZM43 166H44V164H43ZM79 166V165H78ZM117 166V165H116ZM124 166V165H123ZM134 166V165H133ZM132 166V167H133ZM145 166V165H144ZM148 166V165H147ZM146 166V167H147ZM167 166V165H166ZM178 166H179V164H178ZM182 166V165H181ZM187 166V165H186ZM190 166H192V165H190ZM196 166V165H195ZM256 166V165H255ZM8 165H7V168H5V169H8ZM23 167V166H22ZM39 167V166H38ZM38 167H37V169H38ZM39 167V168H40ZM57 167V166H56ZM59 167V166H58ZM61 167H63V166H61ZM69 167H70V165H69ZM73 167H74V165H73ZM85 168H86V166H84ZM99 167V166H98ZM109 167V166H108ZM125 167V166H124ZM149 167V166H148ZM155 167V166H154ZM214 167H216V166H214ZM224 166H222V168H223ZM3 168V169H4ZM10 168V167H9ZM28 168V167H27ZM43 168V167H42ZM97 168V167H96ZM112 166H111V170H109V169H107L108 171H112ZM115 168V167H114ZM117 168H118V166H117ZM126 168H127V166H126ZM130 168V167H129ZM140 168V167H139ZM150 168V167H149ZM152 168V167H151ZM178 168V167H177ZM176 168V169H177ZM190 168V167H189ZM189 168H188V170H189ZM192 168V167H191ZM254 168V167H253ZM13 169V168H12ZM12 169H11V171H12ZM15 169V168H14ZM13 169V170H14ZM18 169H20L19 167H18ZM24 169V168H23ZM32 169V168H31ZM34 169V171H37L35 168H33ZM55 169V168H54ZM53 169V170H54ZM60 169V168H59ZM65 169V168H64ZM63 169V170H64ZM67 169V168H66ZM77 169V168H76ZM99 169V168H98ZM102 169H104V167L102 168ZM106 169V168H105ZM116 169V168H115ZM120 169V168H119ZM121 169H122V167H121ZM143 169V168H142ZM148 169V168H147ZM161 169V168H160ZM174 169H175V166H174ZM175 169V170H176ZM250 169V168H249ZM26 170V169H25ZM41 170H44V169H41ZM41 170H39V171H41ZM57 170V172H58V169H56ZM81 170V169H80ZM114 170V169H113ZM132 170V169H131ZM164 170V169H163ZM163 170H161V171H163ZM174 170V171H175ZM215 170V169H214ZM217 170V169H216ZM254 170V169H253ZM5 172L7 171V170H4ZM10 171V170H9ZM33 171V170H32ZM89 171H90V169H89ZM92 171V170H91ZM127 171V170H126ZM143 171H145V169L143 170ZM142 171V172H143ZM150 171V170H149ZM159 171V170H158ZM190 171H192L191 169H190ZM195 171V170H194ZM206 171V170H205ZM228 171V170H227ZM243 171V170H242ZM245 171V170H244ZM0 172H2V170L0 171ZM15 172V171H14ZM19 172V171H18ZM24 172V171H23ZM56 172V171H55ZM62 172V171H61ZM97 172V171H96ZM96 172H95V174H96ZM99 172H100V170H99ZM115 173H116V171H114ZM125 172V171H124ZM129 172V171H128ZM139 172V171H138ZM173 172V171H172ZM181 172V171H180ZM185 172V171H184ZM238 172V171H237ZM263 172V171H262ZM3 174H4V172H2ZM29 173H31L30 171H29ZM28 173V174H29ZM34 173V172H33ZM33 173H32V175H33ZM54 173V172H53ZM59 173V172H58ZM57 173V174H58ZM65 173V172H64ZM70 173H71V171H70ZM69 173V174H70ZM76 173V172H75ZM81 173V172H80ZM102 173H104V172H102ZM137 173V172H136ZM140 173V172H139ZM175 172H173V174H174ZM203 173H205V172H203ZM207 173H208V171H207ZM217 173V172H216ZM220 173V172H219ZM247 173V172H246ZM245 173V174H246ZM42 174H43V171H42ZM68 174V175H69ZM83 174H84V172H83ZM86 174H87V172H86ZM92 174V173H91ZM101 174V173H100ZM99 174V175H100ZM110 175H111V173H109ZM138 174V173H137ZM179 174V173H178ZM196 174V173H195ZM215 174V173H214ZM231 174V173H230ZM239 174V173H238ZM12 175V174H11ZM45 175V174H44ZM59 175V174H58ZM61 175V174H60ZM65 175V174H64ZM73 175V174H72ZM71 175V176H72ZM75 175V174H74ZM108 175V174H107ZM116 175H118V174H116ZM122 175V174H121ZM124 175V174H123ZM144 174H142V176H143ZM151 175V174H150ZM161 175V174H160ZM186 175V174H185ZM191 175V174H190ZM224 175H225V173H224ZM250 175V174H249ZM260 175V174H259ZM10 176V175H9ZM9 176H7V177H9ZM18 176V175H17ZM21 176H22V174H21ZM24 176V175H23ZM28 176V175H27ZM38 176H40V174H38ZM43 176V175H42ZM83 176V175H82ZM85 176V175H84ZM125 176V175H124ZM128 175H126V177H127ZM141 176V175H140ZM140 176H136V177H140ZM156 176L157 175H155V179H156ZM159 176V175H158ZM167 176V175H166ZM210 176V175H209ZM211 176H213V175H211ZM218 176V175H217ZM221 176V175H220ZM223 176V175H222ZM221 176V177H222ZM234 176V175H233ZM244 176H246V175H244ZM12 177H14V175L12 176ZM34 177H35V174H34ZM45 177V176H44ZM63 177V176H62ZM68 177V176H67ZM75 177H77V176H75ZM79 177V176H78ZM77 177V178H78ZM90 178H92L91 176H89ZM105 177V176H104ZM111 177H112V175H111ZM115 177V176H114ZM135 177V176H134ZM135 177V178H136ZM144 177H146V176H143V178ZM153 177V176H152ZM161 177H162V175H161ZM182 177V176H181ZM201 177V176H200ZM252 177V176H251ZM256 177V176H255ZM17 178V177H16ZM20 178V177H19ZM30 178V177H29ZM45 178H48V177H45ZM70 178V177H69ZM76 178V179H77ZM80 178V177H79ZM98 178V177H97ZM118 178H120V177H118ZM129 178V177H128ZM128 178H126V179H128ZM151 178V177H150ZM149 178V179H150ZM174 178V177H173ZM202 178V177H201ZM209 178V177H208ZM236 178V177H235ZM1 179V178H0ZM21 179V178H20ZM26 179H27V177H26ZM31 179V178H30ZM30 179H28V180H30ZM35 179H36V177H35ZM34 179V180H35ZM42 179V178H41ZM72 179H74V178H72ZM75 179V180H76ZM101 179V178H100ZM99 179V180H100ZM114 179V178H113ZM162 179V178H161ZM166 179V178H165ZM205 179V178H204ZM232 179H234V178H232ZM243 179V178H242ZM5 180H7V178L5 179ZM9 180H11V179H9ZM9 180L7 181V182H9ZM19 180V179H18ZM24 180V179H23ZM32 180H33V177H32ZM47 180V179H46ZM54 180V179H53ZM57 180V179H56ZM65 180V179H64ZM79 180V179H78ZM81 180H83V178H81ZM89 180V179H88ZM87 180V181H88ZM110 180H112V179H110ZM116 180V179H115ZM136 180V179H135ZM140 180V179H139ZM181 180V179H180ZM200 180H202V179H200ZM212 180V179H211ZM226 180V179H225ZM43 181V180H42ZM60 181V180H59ZM58 181V182H59ZM86 181V182H87ZM104 181V180H103ZM123 181V180H122ZM124 181H126V180H124ZM141 181V180H140ZM171 181V180H170ZM185 181V180H184ZM189 181H190V179H189ZM222 181V180H221ZM235 181V180H234ZM256 181V180H255ZM0 182H1V180H0ZM4 182V181H3ZM26 182H27V180H26ZM33 182V181H32ZM38 182V181H37ZM63 182V181H62ZM71 182V181H70ZM91 182V181H90ZM97 182V181H96ZM106 182V181H105ZM104 182V183H105ZM114 182V181H113ZM142 183L144 182V181H141ZM147 182V181H146ZM146 182H144V183H146ZM152 182V181H151ZM159 182V181H158ZM160 182H162L161 180H160ZM159 182V183H160ZM232 182V181H231ZM236 182H237V180H236ZM250 182V181H249ZM259 182V181H258ZM18 183V182H17ZM28 183V182H27ZM26 183V184H27ZM38 183H40V182H38ZM45 183V182H44ZM50 183V182H49ZM60 183H61V181H60ZM64 183V182H63ZM63 183H62V185H63ZM69 183V182H68ZM67 183V184H68ZM83 183V182H82ZM85 183V182H84ZM129 183H131V181L129 182ZM156 183V182H155ZM166 183H169V182H166ZM171 183V182H170ZM202 183H204V182H202ZM210 183H212L211 181H210ZM217 183V182H216ZM215 183V184H216ZM223 183V182H222ZM235 183V182H234ZM256 183V182H255ZM7 184V183H6ZM5 184V185H6ZM22 184V183H21ZM32 184V183H31ZM35 184V183H34ZM41 184V183H40ZM57 183H54L53 185H56ZM76 184V183H75ZM74 184V185H75ZM86 184H90L89 182L88 183H86ZM92 184V183H91ZM93 184H95V183H93ZM98 184V183H97ZM116 184V183H115ZM133 184V183H132ZM219 184V183H218ZM264 184V183H263ZM9 185V184H8ZM15 185V184H14ZM39 185V184H38ZM42 185V184H41ZM44 185V184H43ZM47 184H45L44 186H46ZM61 184H59V186H60ZM101 185V184H100ZM99 185V186H100ZM106 185H108V184H106ZM105 185V186H106ZM140 185H142L143 186V184H140ZM146 185V184H145ZM151 185H153V184H151ZM150 185V186H151ZM163 185V184H162ZM186 185V184H185ZM201 185V184H200ZM199 185V186H200ZM210 185V184H209ZM230 185V184H229ZM236 185V184H235ZM234 185V186H235ZM257 185V184H256ZM22 186H24V185H22ZM21 186V187H22ZM34 186V185H33ZM35 186H36V184H35ZM40 186V185H39ZM52 186V185H51ZM58 186V185H57ZM56 186V187H57ZM66 186V185H65ZM72 186V185H71ZM77 186V185H76ZM85 186V185H84ZM83 186V187H84ZM114 186V185H113ZM133 186V185H132ZM131 186V187H132ZM138 186V185H137ZM155 186V185H154ZM160 186H161V184H160ZM231 186V185H230ZM233 186V187H234ZM237 186H239V185H237ZM20 187V186H19ZM20 187V188H21ZM27 186H25V188H26ZM37 187V186H36ZM49 187V186H48ZM68 187H69V185H68ZM81 188H82V185L80 186ZM85 187H87V186H85ZM92 187V186H91ZM110 187V186H109ZM109 187H108V189H109ZM111 187H112V184H111ZM115 187V186H114ZM146 187V186H145ZM167 187H170L169 185L167 186ZM241 187V186H240ZM249 187V186H248ZM252 187H253V185H252ZM5 188V187H4ZM7 188V187H6ZM9 188V187H8ZM19 188V189H20ZM23 188V187H22ZM29 188H30V186H29ZM35 188V187H34ZM42 188V187H41ZM55 188V187H54ZM58 188V187H57ZM66 188V187H65ZM94 188V187H93ZM101 188V186L98 188V189H100ZM122 188V187H121ZM150 188V187H149ZM154 188V187H153ZM159 188V187H158ZM187 188V187H186ZM226 188V187H225ZM237 188V187H236ZM31 189V188H30ZM33 189V188H32ZM37 189V188H36ZM62 189H63V187H62ZM67 189V188H66ZM71 189V188H70ZM85 189V188H84ZM88 189V188H87ZM110 189H112V188H110ZM114 189V188H113ZM136 189V188H135ZM134 189V190H135ZM142 189H144V187L142 188ZM162 189V188H161ZM163 189H165V188H163ZM167 189V188H166ZM190 189V188H189ZM201 189V188H200ZM207 189V188H206ZM205 189V191H207ZM220 189V188H219ZM227 189V188H226ZM14 190V189H13ZM28 190V189H27ZM42 190V189H41ZM40 190V191H41ZM56 190V189H55ZM54 190V191H55ZM75 190V189H74ZM83 190V189H82ZM92 190V189H91ZM117 190V189H116ZM115 190V191H116ZM119 191H120V189H118ZM117 190V191H118ZM123 190H124V187H123ZM131 190H132V188H131ZM137 190V189H136ZM139 190H140V188H139ZM148 190V189H147ZM154 190V189H153ZM157 190V189H156ZM155 190V191H156ZM187 190V189H186ZM209 190V189H208ZM212 190H213V187H212ZM230 190V189H229ZM229 190H227V191H229ZM8 191V190H7ZM23 191V190H22ZM24 191H25V189H24ZM23 191V192H24ZM31 190H29V194L31 193L30 192ZM33 191L34 190H32V195H33ZM51 191V190H50ZM61 191V190H60ZM81 191V190H80ZM99 191V190H98ZM101 191V190H100ZM126 191V190H125ZM144 191V190H143ZM162 191V190H161ZM166 191V190H165ZM174 191V190H173ZM196 191V190H195ZM198 191V190H197ZM216 191V190H215ZM233 191V190H232ZM235 191V190H234ZM0 192H1V190H0ZM20 192V191H19ZM27 192V191H26ZM35 192H37L36 190H35ZM51 192H53V191H51ZM62 192H63V190H62ZM72 192V191H71ZM70 192V194H72ZM92 192H94V191H92ZM130 192V191H129ZM133 192V191H132ZM140 192H142V191H140ZM139 191L137 192V193H140ZM182 192V191H181ZM185 192V191H184ZM202 192V191H201ZM10 193V192H9ZM12 193H13V191H12ZM25 193V192H24ZM23 193V194H24ZM41 193V192H40ZM43 193V192H42ZM47 193V192H46ZM50 193V192H49ZM65 193V192H64ZM75 193V192H74ZM80 193V192H79ZM85 193V192H84ZM87 193V192H86ZM98 193V192H97ZM118 193V192H117ZM119 193H121V192H119ZM136 192L134 193V194H137ZM149 193V192H148ZM159 193V192H158ZM168 193V192H167ZM172 193V192H171ZM197 193V192H196ZM233 193V192H232ZM8 194V193H7ZM6 194V195H7ZM17 194V193H16ZM26 194V193H25ZM43 194H45V193H43ZM42 194V195H43ZM48 194V193H47ZM51 194V193H50ZM61 194V193H60ZM77 194V193H76ZM75 194V195H76ZM88 194V193H87ZM91 194V193H90ZM96 194V193H95ZM110 194H111V192H110ZM115 194V193H114ZM123 194V193H122ZM130 194V193H129ZM132 194V193H131ZM145 194V193H144ZM183 194H185V193H183ZM239 194V193H238ZM260 194V193H259ZM9 195V194H8ZM21 195V194H20ZM19 195V196H20ZM65 195H67V194H65ZM89 195V194H88ZM92 195V194H91ZM142 195H143V193H142ZM148 195H150V194H148ZM217 195V194H216ZM223 195H224V193H223ZM251 195V194H250ZM255 195V194H254ZM29 196V195H28ZM78 196V195H77ZM85 196V195H84ZM97 196V195H96ZM112 196V195H111ZM125 196V195H124ZM132 196H133V194H132ZM132 196L130 197V198H132ZM143 196H145V195H143ZM151 196H153V193H152V195ZM155 196V195H154ZM164 196V195H163ZM172 196V195H171ZM175 196V195H174ZM215 196V195H214ZM225 196V195H224ZM262 196V195H261ZM11 197V196H10ZM17 197H18V194H17ZM27 197V196H26ZM30 197H31V195H30ZM29 197V198H30ZM42 197V196H41ZM51 197V196H50ZM86 197V196H85ZM100 196H98V198H99ZM104 197V196H103ZM110 197V196H109ZM115 197V196H114ZM126 197V196H125ZM127 197H128V195H127ZM138 197V196H137ZM181 197H182V195H181ZM180 197V198H181ZM201 197H203V196H201ZM217 197V196H216ZM230 197H232L231 195H230ZM254 197V196H253ZM252 197V198H253ZM11 198H13V196L11 197ZM19 198V197H18ZM46 198V197H45ZM59 198V197H58ZM72 198V197H71ZM78 197H76V199H77ZM83 198L84 197H82V199L81 200H83ZM97 198V199H98ZM108 198V197H107ZM142 198H145V197H142ZM154 198V197H153ZM160 198V197H159ZM164 198H166V197H164ZM169 198V197H168ZM167 198V199H168ZM174 198V197H173ZM180 198H179V201H180ZM195 198V197H194ZM204 198V197H203ZM214 198V197H213ZM219 198V197H218ZM242 198V197H241ZM259 198V197H258ZM27 199V198H26ZM32 199H33V197H32ZM31 199V200H32ZM66 199V198H65ZM93 199V198H92ZM91 199V200H92ZM101 199H102V197H101ZM109 199V198H108ZM110 199H111V197H110ZM122 199V198H121ZM124 199V201H125V198H123ZM128 200H129V198H127ZM138 199V198H137ZM155 199V198H154ZM161 199V198H160ZM190 199V198H189ZM196 199V198H195ZM205 199V198H204ZM229 199V198H228ZM245 199V198H244ZM248 199V198H247ZM13 200H15V199H13ZM24 200H25V198H24ZM24 200H21V201H24ZM36 200H37V198H36ZM35 200V201H36ZM44 200V199H43ZM47 200V199H46ZM51 200H53L54 201V199H51ZM60 200H63V199H60ZM70 200V199H69ZM89 200V199H88ZM105 200V199H104ZM103 200V201H104ZM153 200V199H152ZM183 200V199H182ZM214 200V199H213ZM216 200V199H215ZM3 201V200H2ZM7 201V200H6ZM16 201H17V199H16ZM21 201H19V204H21L20 202ZM38 201V200H37ZM77 201V200H76ZM90 201V200H89ZM97 201V200H96ZM127 201V200H126ZM138 201V200H137ZM151 201V200H150ZM149 201V202H150ZM162 201H165V200H162ZM161 201V202H162ZM199 201V200H198ZM211 201V200H210ZM228 201V200H227ZM235 201V200H234ZM41 201H39V202H37L38 204L40 203ZM57 202H58V200H57ZM71 202V201H70ZM82 202V201H81ZM92 202V201H91ZM94 202V201H93ZM92 202V203H93ZM101 202V201H100ZM112 202V201H111ZM120 202V201H119ZM127 202H130V201H127ZM134 201H132L131 203H133ZM141 202V201H140ZM153 204H154V202L155 201H151ZM150 202V204L152 205V203ZM170 202H172V201H170ZM169 202V203H170ZM195 202V201H194ZM215 202V201H214ZM218 202H219V200H218ZM262 202H264V201H262ZM261 202V203H262ZM13 203H14V201H13ZM18 203V202H17ZM24 203V202H23ZM26 203V202H25ZM27 203H28V200H27ZM31 203V202H30ZM36 203V204H37ZM43 203H45V202H43ZM42 203V204H43ZM50 203V202H49ZM60 203V202H59ZM91 203V204H92ZM107 203V202H106ZM115 203V202H114ZM121 203V202H120ZM123 203V202H122ZM126 203V202H125ZM130 203V204H131ZM146 203V202H145ZM144 203V204H145ZM181 203V202H180ZM196 203H199V202H196ZM207 203V202H206ZM224 203V202H223ZM233 203V202H232ZM242 203V202H241ZM259 203V202H258ZM5 204V203H4ZM33 204V203H32ZM46 204V203H45ZM52 204H53V202H52ZM64 204V203H63ZM66 204V203H65ZM65 204H64V206H65ZM79 204V203H78ZM81 204V203H80ZM94 204V203H93ZM112 204V203H111ZM134 205H135V203H133ZM137 204V203H136ZM142 204V203H141ZM143 204V205H144ZM156 204V203H155ZM159 204V203H158ZM165 204V203H164ZM174 204V203H173ZM188 204V203H187ZM195 204V203H194ZM199 204H202V203H199ZM235 204V203H234ZM249 204V203H248ZM8 206H6V207H12V206H14V204L12 205V204H7ZM24 205V204H23ZM26 205H28L29 206V204H26ZM82 205V204H81ZM107 205H108V203H107ZM114 205V204H113ZM113 205H112V207H113ZM117 205H118V203H117ZM119 205H121V204H119ZM132 205V204H131ZM138 205V204H137ZM163 205V204H162ZM168 205V204H167ZM166 205V206H167ZM176 205H177V203H176ZM175 205V206H176ZM184 205V204H183ZM216 205V204H215ZM251 205V204H250ZM16 206L17 205H15V208H16ZM34 206V205H33ZM38 206V205H37ZM48 205L46 204V206L45 207H47ZM59 206V205H58ZM58 206H56V207H58ZM60 206H62V205H60ZM69 206H70V204H69ZM94 206V205H93ZM116 206V205H115ZM122 206H125V208L127 207V205H122ZM159 206V205H158ZM179 206V205H178ZM211 206V205H210ZM214 206V205H213ZM230 206V205H229ZM264 206V205H263ZM1 207V206H0ZM35 207V206H34ZM41 208L43 207V206H40ZM51 207V205L49 206V208ZM104 207V206H103ZM103 207H101V208H103ZM109 207V206H108ZM121 207V206H120ZM132 207V206H131ZM144 207V206H143ZM151 207V206H150ZM160 207H162V206H160ZM182 207V206H181ZM217 207V206H216ZM237 207V206H236ZM247 207H248V205H247ZM250 207V206H249ZM2 208V207H1ZM18 208H21V205H20V207H18ZM26 208H28V207H26ZM32 208V207H31ZM38 208V207H37ZM44 208V207H43ZM77 208H78V206H77ZM77 208H76V210H77ZM82 208V207H81ZM84 208V207H83ZM86 208V207H85ZM96 208V207H95ZM116 208V207H115ZM123 208V207H122ZM139 208V207H138ZM187 208V207H186ZM200 208V207H199ZM206 208V207H205ZM221 208V207H220ZM246 208V207H245ZM264 208V207H263ZM11 209V208H10ZM9 209V210H10ZM33 209V208H32ZM48 209V208H47ZM55 209V208H54ZM57 209V208H56ZM79 209V208H78ZM104 209V208H103ZM108 208H106V210H107ZM117 209V208H116ZM116 209L115 210H113V212L114 211H116ZM128 209V208H127ZM149 209V208H148ZM150 209H152V208H150ZM173 209H175V208H173ZM228 209H230V208H228ZM250 209H252V208H250ZM256 209V208H255ZM260 209V208H259ZM6 210V209H5ZM14 210V209H13ZM28 210V209H27ZM34 210V209H33ZM36 210V209H35ZM34 210V211H35ZM45 210V209H44ZM58 210V209H57ZM56 210V211H57ZM59 210H61L60 208H59ZM69 210V209H68ZM67 210V211H68ZM86 210V209H85ZM85 210H83V211H85ZM96 210H97V208H96ZM125 210V209H124ZM123 210V211H124ZM130 210V209H129ZM136 210H137V207H136ZM135 210V211H136ZM141 210V209H140ZM143 210V209H142ZM146 210H147V207H146ZM154 210V209H153ZM198 210V209H197ZM205 210V209H204ZM223 210V209H222ZM247 210V209H246ZM246 210H245V212H246ZM4 211V210H3ZM12 211V210H11ZM20 211H21V209H20ZM20 211H19V213H20ZM30 211V210H29ZM32 211V210H31ZM42 211V210H41ZM62 211H64V210H62ZM74 211H75V209H74ZM78 211H80V210H78ZM91 211V210H90ZM90 211H89V213H90ZM99 211V210H98ZM103 211V210H102ZM122 211V210H121ZM131 211H132V209H131ZM162 211V210H161ZM164 211H166V210H164ZM169 211V210H168ZM171 211V210H170ZM199 211H200V209H199ZM231 211H232V209H231ZM252 211H254V210H252ZM263 211V210H262ZM8 212V211H7ZM13 212H15V211H13ZM28 212V211H27ZM26 212V214H28ZM76 212V211H75ZM107 212V211H106ZM126 212H127V210H126ZM132 212H134V211H132ZM139 212V211H138ZM138 212H137V214H138ZM158 212V211H157ZM176 212H178V211H176ZM210 212H211V210H210ZM228 212V211H227ZM234 212V211H233ZM241 212V211H240ZM16 213H17V211H16ZM24 213V212H23ZM31 213V212H30ZM29 213V214H30ZM33 213V212H32ZM36 213V212H35ZM35 213H33L32 215H36ZM47 213V212H46ZM60 213V212H59ZM63 213V212H62ZM61 213V214H62ZM69 213V212H68ZM80 213H81V211H80ZM115 214H118L117 213V211L116 212H114ZM119 213L120 214H122L120 211H119ZM131 213V212H130ZM144 213H145V211H144ZM161 213V212H160ZM184 213V212H183ZM182 213V214H183ZM202 213H203V211H202ZM236 213V212H235ZM242 213V212H241ZM262 213V212H261ZM7 214V213H6ZM14 214V213H13ZM26 214H24V215H26ZM44 214H45V212H44ZM48 214H50V213H48ZM53 214H54V211H53ZM55 214H56V212H55ZM65 214V213H64ZM63 214V215H64ZM71 214V213H70ZM70 214H68V215H70ZM93 214H94V212H93ZM97 214H98V212H97ZM105 214V213H104ZM114 214V215H115ZM145 214H147V213H145ZM178 214V213H177ZM212 214H213V212H212ZM7 215H10V214H7ZM12 215V214H11ZM22 215V214H21ZM23 215V216H24ZM72 215V214H71ZM92 215V214H91ZM126 215H128L127 213H126ZM132 215H133V213H132ZM140 215V214H139ZM151 215V214H150ZM162 215V214H161ZM173 215V214H172ZM187 215V214H186ZM185 215V216H186ZM197 215V214H196ZM216 215V214H215ZM256 214H254V216H255ZM264 215V214H263ZM262 215V216H263ZM3 216H5V214H3ZM29 216V215H28ZM40 216V215H39ZM39 216H38V218H39ZM78 216V215H77ZM85 216V215H84ZM109 216V215H108ZM112 216H113V214H112ZM135 216V215H134ZM138 216V215H137ZM143 216V215H142ZM145 216L146 215H144V218H145ZM158 216V215H157ZM160 216V215H159ZM170 216V215H169ZM179 216V215H178ZM190 216V215H189ZM203 216H206V215H203ZM223 216V215H222ZM233 216V215H232ZM243 216V215H242ZM41 217H42V214H41ZM48 217V216H47ZM52 217V216H51ZM50 216H49V218H51ZM53 217H55V216H53ZM52 217V218H53ZM59 217H61V216H59ZM63 217V216H62ZM61 217V218H62ZM71 217V216H70ZM100 217V216H99ZM99 217H97V218H99ZM102 217H104V215H102ZM113 217H115V216H113ZM112 217V218H113ZM128 217V216H127ZM151 217V216H150ZM152 217H153V215H152ZM161 217V216H160ZM166 217H167V215H166ZM195 217V216H194ZM214 217V216H213ZM230 217H231V215H230ZM246 217V216H245ZM251 217V216H250ZM7 218H9V217H7ZM13 218H15V217H13ZM16 218H18V213H17V217ZM43 218H44V216H43ZM46 218V217H45ZM56 218V217H55ZM94 218H95V216H94ZM157 218H159V217H157ZM156 218V219H157ZM162 218H164V217H162ZM168 218V217H167ZM166 218V219H167ZM171 218H172V216H171ZM179 218V217H178ZM183 218H185V217H183ZM222 218V217H221ZM237 218V217H236ZM236 218H235V220H236ZM242 218V217H241ZM244 218V217H243ZM242 218V219H243ZM23 219V218H22ZM56 219H58V218H56ZM63 219V223H64V221L66 222V218H65V216L62 218ZM70 219V218H69ZM102 219V218H101ZM122 219V225H124L123 224V220L125 219H123V217L122 218H120V220ZM134 219V218H133ZM136 219H138V218H135V220L134 221H136ZM141 219V218H140ZM143 219V218H142ZM166 219H163L164 221L166 220ZM181 219V218H180ZM187 219V218H186ZM212 219V218H211ZM215 219H218V218H215ZM245 219V218H244ZM257 219H258V217H257ZM5 220H6V217H5ZM24 220H26V219H24ZM38 220V219H37ZM45 220V219H44ZM59 220H61V219H59ZM71 220H73V219H71ZM83 220V219H82ZM86 220V219H85ZM90 220H92V219H90ZM98 220V219H97ZM103 220V219H102ZM104 220H106L107 222H109L107 219H105L104 218ZM110 220V219H109ZM116 220H117V218H116ZM119 220V221H120ZM139 220V219H138ZM145 220V219H144ZM148 220V219H147ZM183 220V219H182ZM199 220V219H198ZM231 219H229V221H230ZM9 221H11V219L9 220ZM17 221V220H16ZM22 221V220H21ZM30 221V220H29ZM41 221H43V220H41ZM48 220H46L45 221V223L47 222ZM50 221V220H49ZM68 221V220H67ZM94 221V220H93ZM112 221V220H111ZM110 221V222H111ZM128 221H129V219H128ZM142 221V220H141ZM152 221V220H151ZM159 221V220H158ZM173 222H174V220H172ZM186 221V220H185ZM196 221V220H195ZM205 221H207V220H205ZM211 221H213V220H211ZM216 221V220H215ZM241 221V220H240ZM258 221V220H257ZM3 222V221H2ZM13 222H15L14 221V219H13ZM23 222V221H22ZM26 222V221H25ZM44 222V221H43ZM51 222H53V221H51ZM62 225H63V223L61 222V221H59ZM72 222V221H71ZM99 222V221H98ZM116 222H118V220L116 221ZM115 222V223H116ZM145 222H147L148 223V221H145ZM156 222V221H155ZM160 222V221H159ZM176 222H178V221H176ZM179 222H181V221H179ZM220 222V221H219ZM222 222V221H221ZM234 222V221H233ZM244 222V221H243ZM260 222V221H259ZM5 223V222H4ZM31 223V222H30ZM39 223V222H38ZM40 223H42V222H40ZM39 223V224H40ZM50 223V222H49ZM58 223V222H57ZM56 223V224H57ZM60 223H58V224H60ZM86 223H88V222H86ZM120 223V222H119ZM129 223V222H128ZM138 223V222H137ZM147 223L145 224V225H147ZM153 223V222H152ZM172 223V222H171ZM192 223V222H191ZM214 223V222H213ZM262 223H264L263 221H262ZM43 224V223H42ZM55 224V223H54ZM64 224H66V223H64ZM89 224H91V223H89ZM100 224V223H99ZM99 224H98V226H99ZM109 224V223H108ZM108 224H106L107 226H108ZM116 224H118V223H116ZM116 224H114V225H116ZM132 224V223H131ZM141 224V223H140ZM150 224V223H149ZM181 224V223H180ZM184 224V223H183ZM189 224V223H188ZM204 224H205V222H204ZM208 224V223H207ZM211 224V223H210ZM221 224V223H220ZM227 224V223H226ZM25 225H26V223H25ZM28 225V224H27ZM35 225H36V223H35ZM47 225L49 226V224L47 223ZM46 225V226H47ZM50 225H53L52 223L50 224ZM100 225H102V224H100ZM111 225H113V223L111 224ZM119 225V224H118ZM120 225H121V223H120ZM134 225V224H133ZM138 225V224H137ZM166 225V224H165ZM173 225H174V223H173ZM179 225V224H178ZM185 226L187 225V222H185V224H184ZM196 225H198V224H196ZM236 225H238V224H236ZM253 225V224H252ZM2 226V225H1ZM7 226V225H6ZM9 226V225H8ZM12 226V225H11ZM20 226V225H19ZM34 226V225H33ZM40 226H43L44 227V224L43 225H40ZM56 225H54V229L56 228L55 227ZM59 226H61V225H59ZM70 226V228H71V225H68V227ZM84 226H86V225H84ZM92 226V225H91ZM97 226V225H96ZM106 226V227H107ZM127 226V225H126ZM135 226V225H134ZM133 226V227H134ZM139 226V225H138ZM141 226H142V224H141ZM153 226V225H152ZM160 226V225H159ZM164 226V225H163ZM168 226V225H167ZM215 226V225H214ZM217 227H218V225H216ZM232 226V225H231ZM249 226V225H248ZM3 227V226H2ZM2 227H0L1 229H2ZM31 227V226H30ZM62 227V226H61ZM65 227V226H64ZM67 227V226H66ZM75 227V226H74ZM81 227V226H80ZM94 227V226H93ZM103 227V226H102ZM117 227H119V226H117ZM123 227V226H122ZM140 227V226H139ZM138 227V228H139ZM143 227H144V224H143ZM155 227V226H154ZM169 227V226H168ZM167 227V228H168ZM180 227V226H179ZM182 227V226H181ZM186 227H188V226H186ZM185 227V228H186ZM210 227V226H209ZM253 227V226H252ZM21 228H22V226H21ZM35 228V227H34ZM33 228V229H34ZM45 228V227H44ZM50 228V226L47 228V229H49ZM52 228H53V226H52ZM63 228V227H62ZM70 228H68V230L70 229ZM83 228V227H82ZM96 228V227H95ZM146 228V227H145ZM160 228V227H159ZM162 228V227H161ZM164 228V227H163ZM170 228H172V226L170 227ZM174 229H176L177 228V225H176V227H173ZM205 228V227H204ZM226 228V227H225ZM236 228V227H235ZM240 228H243V227H240ZM28 229V228H27ZM31 229V228H30ZM46 229V230H47ZM58 229V228H57ZM61 228L59 227V230H60ZM110 229V228H109ZM113 229H115V228H113ZM119 229V228H118ZM128 229V228H127ZM134 229V228H133ZM142 229V228H141ZM147 229V228H146ZM153 229V228H152ZM179 229H182V228H179ZM184 229V228H183ZM188 229V228H187ZM193 229V228H192ZM199 229V228H198ZM207 229H209V228H207ZM262 229V228H261ZM5 230H6V227H5ZM15 230V229H14ZM25 230V229H24ZM56 230V229H55ZM54 230V231H55ZM75 230V229H74ZM81 230H83V229H81ZM85 230H86V228H85ZM89 230V229H88ZM121 230H123V229H121ZM120 230V231H121ZM139 230V229H138ZM157 230H159L158 228H157ZM196 230V229H195ZM201 230H202V228H201ZM215 230H216V228H215ZM242 230V229H241ZM244 230V229H243ZM253 230H254V228H253ZM263 230V229H262ZM3 231V230H2ZM8 231V230H7ZM35 231H36V229H35ZM38 231V230H37ZM42 231H44V230H42ZM41 231V232H42ZM52 231H53V229H52ZM94 231V230H93ZM108 231V230H107ZM117 231V230H116ZM129 231H130V229H129ZM129 231H127L128 232V234H130L129 233ZM134 231V230H133ZM162 231V230H161ZM160 231V232H161ZM167 231H169V230H167ZM172 231H173V229H172ZM178 231H180V230H178ZM197 231V230H196ZM203 231H204V229H203ZM223 231V230H222ZM226 231V230H225ZM240 231V230H239ZM264 231V230H263ZM10 232V231H9ZM25 232V231H24ZM51 232V231H50ZM61 232V231H60ZM73 232V231H72ZM79 232H81V231H79ZM97 233H99L98 231H96ZM103 232V231H102ZM109 232V231H108ZM126 232V231H125ZM125 232H124V234H125ZM153 232V231H152ZM171 232V231H170ZM181 232H182V230H181ZM180 232V233H181ZM185 232H187V230L185 231ZM202 232V231H201ZM207 232V231H206ZM215 232V231H214ZM227 232V231H226ZM244 232V231H243ZM242 232V233H243ZM11 233V232H10ZM26 233V232H25ZM32 233V232H31ZM56 233V232H55ZM86 233V232H85ZM91 233V232H90ZM114 233H115V231H114ZM113 233V234H114ZM133 233H135V232H133ZM141 233H142V231H141ZM145 233V232H144ZM148 233H149V231H148ZM151 233V232H150ZM163 233V232H162ZM172 234H173V232H171ZM179 233V234H180ZM188 233H191L189 230H188ZM219 233V232H218ZM238 233H240V232H237V234ZM7 234H8V232H7ZM28 234V233H27ZM49 234H51V233H49ZM52 234H53V232H52ZM59 234V233H58ZM57 233H56V235H58ZM67 234H70L68 231H67ZM76 234H79V233H77L76 232ZM81 234V233H80ZM79 234V235H80ZM109 234V233H108ZM122 234V233H121ZM132 234V233H131ZM131 234H130V236H131ZM152 234V233H151ZM155 234V233H154ZM167 234H169V233H167ZM177 234V233H176ZM182 235H183V233H181ZM205 234V233H204ZM209 234V233H208ZM214 234V233H213ZM217 234V233H216ZM228 234V233H227ZM226 234V235H227ZM262 234V233H261ZM2 235V234H1ZM6 235V234H5ZM10 235V234H9ZM17 235V234H16ZM23 235H25V234H23ZM43 235V234H42ZM46 235H47V233H46ZM60 235V234H59ZM58 235V236H59ZM64 235H66V234H64ZM99 235V234H98ZM112 235V234H111ZM138 235V234H137ZM157 235V234H156ZM173 235H175V233L173 234ZM172 235V236H173ZM223 235H225V234H223ZM222 235V236H223ZM230 235V234H229ZM229 235L228 236H226V237H229ZM19 236V235H18ZM21 236V235H20ZM29 236V235H28ZM33 236V235H32ZM51 236V235H50ZM54 236V235H53ZM61 236V235H60ZM78 236V235H77ZM84 236V235H83ZM89 236V235H88ZM115 236H117V234H115ZM119 236V235H118ZM121 236V235H120ZM119 236V237H120ZM123 236V235H122ZM121 236V237H122ZM133 236V235H132ZM153 236V235H152ZM161 236V235H160ZM164 236V235H163ZM171 236V237H172ZM189 236H191V235H189ZM193 236V235H192ZM201 236V235H200ZM199 235H198V238L200 237ZM208 236H210V234L208 235ZM214 236V235H213ZM221 236V235H220ZM220 236H218V238L220 237ZM254 236V235H253ZM13 237V236H12ZM15 237V236H14ZM17 237V236H16ZM35 237V236H34ZM56 237V236H55ZM98 238H99V236H97ZM145 237V236H144ZM143 237V238H144ZM159 237V236H158ZM166 237V236H165ZM177 237H178V235H177ZM179 237H181V236H179ZM183 237V236H182ZM186 238H187V236H185ZM194 237H196V236H194ZM203 237H204V235H203ZM207 237V236H206ZM205 237V238H206ZM223 237H225V236H223ZM241 237V236H240ZM257 237V236H256ZM1 238H2V236H1ZM43 238V237H42ZM57 238V237H56ZM81 238V240H82V236L80 237ZM91 238H93L94 239V237H92L91 236ZM101 238V237H100ZM106 238V237H105ZM137 238V237H136ZM159 238H161V237H159ZM169 238V237H168ZM193 238V237H192ZM197 238V240H199ZM229 238H231V236L229 237ZM8 239V238H7ZM34 239H36V238H34ZM51 239H53L52 237H51ZM50 239V240H51ZM61 239H62V237H61ZM67 239V238H66ZM65 239V240H66ZM75 239V238H74ZM77 239V238H76ZM84 239V238H83ZM89 239V238H88ZM110 239V238H109ZM122 239H123V237H122ZM139 239V238H138ZM155 239H158L157 238V236L155 237ZM173 239H176L177 240V238H173ZM181 239V238H180ZM202 239V238H201ZM215 239H217V238H215ZM220 239V238H219ZM218 239V240H219ZM248 239V238H247ZM28 240V239H27ZM26 240V241H27ZM56 240V239H55ZM64 240V241H65ZM69 240V239H68ZM98 240V239H97ZM97 240H96V242H97ZM101 240V239H100ZM106 240V239H105ZM141 240V239H140ZM151 240V239H150ZM163 240V239H162ZM169 240H171V239H169ZM186 240H188V239H186ZM185 240V241H186ZM225 240H226V238H225ZM227 240H229V241H231L230 239H227ZM11 241V240H10ZM24 241V240H23ZM43 241V240H42ZM61 241V240H60ZM60 241H59V243H60ZM75 241V240H74ZM73 241V242H74ZM84 240H82V242H83ZM86 241V240H85ZM88 241H90V240H88ZM88 241H86V242H88ZM92 241V240H91ZM99 241V240H98ZM110 241H111V239H110ZM114 241V240H113ZM130 241V240H129ZM138 241V240H137ZM182 242L184 241V238H183V240H181ZM192 241H194L195 242V240H192ZM191 241V242H192ZM201 241V240H200ZM206 241V240H205ZM209 241V240H208ZM210 241H211V238H210ZM215 241V240H214ZM221 241H224V240H221ZM235 241H236V239H235ZM2 242V241H1ZM7 242V241H6ZM12 242V241H11ZM13 242H14V240H13ZM17 242V241H16ZM18 242H20V241H18ZM22 242V241H21ZM28 242V241H27ZM44 242V241H43ZM46 242V241H45ZM54 242L55 241H53V244H54ZM71 242V241H70ZM76 242V241H75ZM78 242V241H77ZM94 242H95V240H94ZM102 242H104L103 240H102ZM112 242V241H111ZM117 242V241H116ZM141 242H144V241H141ZM151 242V241H150ZM173 242V241H172ZM191 242L189 243V244H191ZM203 243H204V241H202ZM25 243V242H24ZM38 243V242H37ZM50 243V242H49ZM51 243H52V240H51ZM84 243V242H83ZM93 243V242H92ZM126 243V242H125ZM163 243H165V242H163ZM170 243V242H169ZM174 243V242H173ZM197 243V242H196ZM214 243V242H213ZM224 243V242H223ZM230 243V242H229ZM245 243H246V241H245ZM250 243V242H249ZM254 243V242H253ZM67 244V243H66ZM65 244V245H66ZM90 244V243H89ZM88 244V245H89ZM118 244H120V243H118ZM122 244V243H121ZM136 244V243H135ZM137 244H140V243H137ZM154 244V243H153ZM156 244V243H155ZM159 244V243H158ZM161 244V243H160ZM177 244V243H176ZM175 244V245H176ZM185 244V243H184ZM194 245H195V243H193ZM207 244H208V242H207ZM207 244H204L203 246H207ZM210 245L212 244V243H209ZM226 244V243H225ZM232 244V243H231ZM261 244V243H260ZM264 244V243H263ZM1 245H2V243H1ZM5 245H7V244H5ZM50 245V244H49ZM59 245V244H58ZM72 245V244H71ZM86 245V244H85ZM93 245V244H92ZM114 245V243L112 244V246ZM145 245H147V244H145ZM183 245V244H182ZM182 245H180V246H182ZM199 246H202V244L200 245V244H198ZM214 245H216V243L214 244ZM230 245V244H229ZM228 245V246H229ZM233 245V244H232ZM242 246H243V244H241ZM240 245V246H241ZM252 245V244H251ZM256 245V244H255ZM10 246V245H9ZM13 246H14V243H13ZM23 246H24V244H23ZM34 246H36V244L34 245ZM54 246V245H53ZM60 246V245H59ZM62 246V245H61ZM83 246H84V244H83ZM87 246V245H86ZM97 246V245H96ZM100 246V245H99ZM115 246H116V244H115ZM114 246V247H115ZM132 246V245H131ZM137 246V245H136ZM185 246V245H184ZM186 246H187V244H186ZM241 246V247H242ZM247 246H249V245H247ZM11 247V246H10ZM44 247V246H43ZM47 248H48V245L46 246ZM71 247V246H70ZM73 247H75V246H73ZM79 247V246H78ZM102 247V246H101ZM142 247V246H141ZM155 247V246H154ZM168 247V246H167ZM171 247V246H170ZM190 247V246H189ZM195 247H197V246H195ZM210 247V246H209ZM219 247H222V246H220L219 245ZM237 247V246H236ZM254 247V246H253ZM262 247V246H261ZM14 248V247H13ZM39 248H41V247H39ZM57 248V247H56ZM59 248V247H58ZM68 248H69V246H68ZM80 248V247H79ZM131 248V247H130ZM136 248V247H135ZM139 248V247H138ZM146 248V247H145ZM172 248V247H171ZM176 248V247H175ZM202 247H200V249H201ZM208 248V247H207ZM228 248V247H227ZM230 248H232V247H230ZM229 248V249H230ZM246 248V247H245ZM256 248V247H255ZM18 249H20V248H18ZM17 249V250H18ZM51 249V248H50ZM55 249V248H54ZM54 249H53V251H54ZM63 249V248H62ZM62 249H61V252H62ZM69 249H71V248H69ZM81 249H82V247H81ZM91 249V248H90ZM104 249V248H103ZM107 249V248H106ZM113 249V248H112ZM117 249H119V248H117ZM125 249V248H124ZM127 249V248H126ZM134 249V248H133ZM150 249V248H149ZM156 249V248H155ZM154 249V250H155ZM160 249V248H159ZM170 249V248H169ZM199 249V248H198ZM199 249V250H200ZM209 249V248H208ZM222 249H223V247H222ZM251 249V248H250ZM264 249V248H263ZM15 250V249H14ZM13 250V251H14ZM16 250V251H17ZM29 250V249H28ZM43 250V249H42ZM56 250H58V249H56ZM73 250V249H72ZM76 250V249H75ZM84 250V249H83ZM100 249H98V251H99ZM136 250V249H135ZM141 250V249H140ZM185 250V249H184ZM195 250H196V248L194 249V250H191V252L193 251V253L195 252ZM198 250V252H200ZM205 249H203V251H204ZM225 250V249H224ZM255 250V249H254ZM3 251H4V249H3ZM3 251H1V253L3 252ZM21 251V250H20ZM47 251V250H46ZM45 251V252H46ZM49 251V250H48ZM59 251H60V249H59ZM59 251H57V253L59 252ZM79 251V250H78ZM105 251V250H104ZM109 251H110V249H109ZM126 251H129V250H126ZM132 251V250H131ZM145 251V250H144ZM147 251H149V250H147ZM146 251V252H147ZM157 251V250H156ZM181 251V250H180ZM187 251H189V250H187ZM197 251V250H196ZM202 251V252H203ZM208 251V250H207ZM230 251V250H229ZM228 251V252H229ZM238 251V250H237ZM250 251V250H249ZM256 251V250H255ZM15 252V251H14ZM24 252V251H23ZM27 252L28 251H26V254H27ZM40 252H41V250H40ZM40 252H39V254H40ZM52 252V251H51ZM66 252V254H67V250L65 251ZM118 252V251H117ZM124 252V251H123ZM137 252V251H136ZM151 252V251H150ZM152 252H154V251H152ZM162 252V251H161ZM170 252V251H169ZM173 252V251H172ZM185 252V251H184ZM190 252V253H191ZM218 252H219V249H218ZM227 252V253H228ZM233 251H231L229 254L231 255V253H232ZM242 252H244V251H242ZM247 252V251H246ZM253 252V251H252ZM257 252V251H256ZM10 253V252H9ZM8 253V254H9ZM42 253V252H41ZM52 253H54V252H52ZM52 253H50V254H52ZM70 253H72V251L70 252ZM81 253V252H80ZM82 253H83V251H82ZM95 253V252H94ZM96 253H98V252H96ZM129 253V252H128ZM167 253V252H166ZM181 253H182V251H181ZM181 253H179V254H181ZM192 253V254H193ZM208 253V252H207ZM213 253V252H212ZM214 253H216V252H214ZM221 253H222V251H221ZM227 253H225L226 255H227ZM237 253V252H236ZM255 253V252H254ZM48 254H49V252H48ZM54 254H56V253H54ZM73 254V253H72ZM85 254V253H84ZM102 254V253H101ZM115 254V253H114ZM146 254H148V253H146ZM158 254V253H157ZM188 254V253H187ZM191 254V255H192ZM195 254V253H194ZM210 254V253H209ZM219 254H220V252H219ZM247 254V253H246ZM253 253H251V255H252ZM6 255V254H5ZM22 255V254H21ZM42 255V254H41ZM45 255H47V254H45ZM44 255V256H45ZM71 255V254H70ZM86 255V254H85ZM98 255H99V253H98ZM97 255V256H98ZM135 255H136V253H135ZM142 255V254H141ZM154 255V254H153ZM162 255V254H161ZM160 255V256H161ZM175 255H177V254H175ZM185 256H186V253L184 254ZM197 255V254H196ZM201 255H202V253H201ZM208 254H206V256H207ZM222 255V260H226L224 257L226 256V255H224V257H223V254H221ZM242 256L244 255V254H241ZM1 256V255H0ZM39 256V255H38ZM37 256V257H38ZM50 256V255H49ZM55 256V255H54ZM61 256V255H60ZM63 256V255H62ZM77 256V255H76ZM75 256V257H76ZM117 256V255H116ZM169 256V255H168ZM172 256V255H171ZM181 256V255H180ZM187 256H190V254L189 255H187ZM214 256H216V254H214ZM235 256V255H234ZM248 256H250V254L248 255ZM259 256V255H258ZM5 257V256H4ZM7 257V256H6ZM28 257H29V255H28ZM36 257V258H37ZM64 257V256H63ZM74 257V256H73ZM74 257V258H75ZM85 257V256H84ZM89 257V256H88ZM90 257H91V254H90ZM119 257V256H118ZM121 257H123V256H121ZM132 257V256H131ZM159 257V256H158ZM164 257V256H163ZM178 257V256H177ZM181 257H184L183 256V254H182V256ZM181 257H180V260H181ZM191 257V256H190ZM204 256H202V258H203ZM210 257V256H209ZM216 257H220V256H216ZM215 257V258H216ZM230 257V256H229ZM13 258H17V257H15V256H13ZM20 258V257H19ZM47 258V257H46ZM52 258H54V257H52ZM57 258H59V257H57ZM56 258V259H57ZM101 258V257H100ZM99 258V259H100ZM116 258V257H115ZM124 258V257H123ZM144 258H145V255H144ZM147 258V257H146ZM145 258V259H146ZM156 258V257H155ZM160 258V257H159ZM158 258V259H159ZM186 258V257H185ZM255 258V257H254ZM264 258V257H263ZM4 259V258H3ZM9 259H12V258H9ZM21 259V258H20ZM39 259V258H38ZM42 259V258H41ZM60 259H61V257H60ZM59 259V260H60ZM72 259V258H71ZM79 259V258H78ZM83 259V258H82ZM91 259V258H90ZM122 259V258H121ZM143 259V258H142ZM171 259V258H170ZM179 259V258H178ZM195 259V258H194ZM201 259V258H200ZM211 259H212V257H211ZM217 259V258H216ZM230 259V258H229ZM228 259V260H229ZM241 259V258H240ZM244 259V258H243ZM248 259V258H247ZM17 260H19V259H17ZM47 260V259H46ZM51 260V259H50ZM75 260V259H74ZM74 260H73V262H74ZM81 260V259H80ZM86 260V259H85ZM88 260V259H87ZM129 260V259H128ZM164 260V259H163ZM169 260V259H168ZM204 260H206V259H204ZM221 260V259H220ZM242 260V259H241ZM252 260V259H251ZM257 260V259H256ZM259 260V259H258ZM261 260H262V258H261ZM1 261V260H0ZM4 261V260H3ZM9 262H10V260H8ZM24 261V260H23ZM36 260H34V262H35ZM40 261V260H39ZM44 261H45V259H44ZM55 261V260H54ZM93 261V260H92ZM99 261V260H98ZM104 261H106V260H104ZM109 261V260H108ZM132 261V260H131ZM161 261V260H160ZM173 261V260H172ZM185 261H186V259H185ZM215 261V260H214ZM217 261H219L218 259H217ZM244 261H246L245 259H244ZM32 262H33V260H32ZM37 262V261H36ZM49 262V261H48ZM60 262H62V261H60ZM65 262V261H64ZM82 262V261H81ZM87 262H89V261H87ZM97 262V261H96ZM113 262V261H112ZM124 262V261H123ZM139 262V261H138ZM143 262V261H142ZM156 262V261H155ZM175 262V261H174ZM182 262V261H181ZM187 262V261H186ZM196 262H198V261H196ZM216 262V261H215ZM227 262H229V261H227ZM232 262H233V260H232ZM249 262V261H248ZM263 262V261H262ZM4 263V262H3ZM2 263V264H3ZM13 263V262H12ZM27 263V262H26ZM54 263V262H53ZM59 263V262H58ZM90 263V262H89ZM92 263V262H91ZM127 263V262H126ZM159 263V262H158ZM162 263V262H161ZM165 263V262H164ZM180 263V262H179ZM200 263V262H199ZM212 263H214V262H212ZM239 263V262H238ZM250 263V262H249ZM256 263V262H255ZM16 264V263H15ZM25 264V263H24ZM79 264H80V262H79ZM122 264V263H121ZM128 264H130V262L128 263ZM140 264H141V262H140ZM144 264V263H143ZM146 264V263H145ZM150 264V263H149ZM153 264V263H152ZM155 264V263H154ZM166 264V263H165ZM176 264V263H175ZM207 264V263H206ZM222 264V263H221ZM225 264H227V263H225ZM259 264V263H258Z\"/></svg>",
  "mask_w": 264,
  "mask_h": 264
},
{
  "label": "clouds",
  "instance_id": "obj_3",
  "mask_svg": "<svg viewBox=\"0 0 264 264\" xmlns=\"http://www.w3.org/2000/svg\"><path fill=\"white\" fill-rule=\"evenodd\" d=\"M0 2H2V0H0Z\"/></svg>",
  "mask_w": 264,
  "mask_h": 264
}]
</instances>
